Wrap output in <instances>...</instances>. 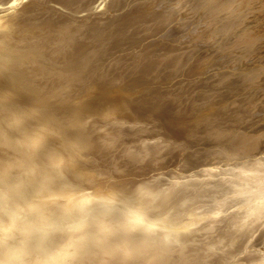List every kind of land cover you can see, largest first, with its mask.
<instances>
[{"label": "rangeland", "instance_id": "1", "mask_svg": "<svg viewBox=\"0 0 264 264\" xmlns=\"http://www.w3.org/2000/svg\"><path fill=\"white\" fill-rule=\"evenodd\" d=\"M73 1H75V0H0V14L3 15V16L0 15V18H1L0 21H1V24H3L2 28H1L2 30H0L1 31L0 32V34H1V36H0L1 40L0 41L3 40L2 41L3 43H1V44L6 46L5 48H7L9 50H12V51H14L16 53L22 54V57L18 58V61L16 59L17 64H16V61H14L15 63L14 62H10L11 64L9 63V65L11 67H13V70L15 69L16 72L14 71V73H16V77L18 79H21V82H23V84L26 87V88L22 89L20 87V85H16L13 88V94L10 95L8 93L9 92L8 90H7V93H6L5 86H3L0 83V93H1L0 94V100L3 99L6 102H9L8 104H3L4 106L0 105L2 107V108L0 107V110H1L0 111V116L2 117V118L0 117V131L3 132L2 131L3 129L8 130L9 134L12 135V136L9 137L10 139H6L5 140L6 142L9 141V143L8 142L6 143L4 140L0 139V147L4 148V147L7 146L6 147L7 150H10V149L14 150V151L10 150L11 152H13V154H10L8 156H7V154H9L10 152L6 153V151H3L4 153L3 152L0 153V165H1L0 166V171L2 172V174L0 172V177L2 178V183H1L2 185L0 184V188H1L0 189V196H1V194H3V195L5 194L6 195L9 192L7 194V195H9V200H8L9 203L6 204V202H4L5 200H3L2 198L0 199V202L2 200V202H1L2 204L0 203V226H1L0 227V229H1L0 232L1 231L3 232V229H2L3 227H4V231L7 229V228H5L6 227L5 225L8 223L9 220H11L13 218L12 215H14L15 211H17L19 213V214H17V212H16V215H17L18 219H17V221H15V223L17 222L16 223L17 226L18 227L20 226V228H17V227L16 228H11L16 233V235H13L14 237L13 236H9V237H7L8 239L2 240L3 242L0 241V259H1V256L3 255L4 252H8L9 250L11 251L15 247V249L12 250V251L14 253H16L17 255L15 254L11 261H14V258L16 259V257L18 256L17 258H20V260H18V262L21 263V264H23V263L26 264L27 261H28V259L26 257L27 254H28L27 251L29 252L28 258L31 257V254H34V255L36 254L32 250L33 248H35L37 250V251L35 250L37 252L36 255H38V252H40L39 250L41 248L44 249L45 252L48 250L47 253L54 252V251H55L54 253H56V251L58 252V250L59 249L61 250V248H62V245H60V244H63L64 242L68 241V240L65 239V237H64L65 235L64 236H57V233H58L57 231L59 229L57 227V224L55 223L56 220H57V217L55 215L54 216L53 215H48V213L46 214V212L44 210L38 211L39 210V207H38L39 204L38 203L26 204L27 202L29 203V202H32L33 200L39 201V199L40 200L41 199L44 200V199H46L48 197L51 198L50 197L51 194L55 195V197L59 195L58 197L61 200H67L68 198H70V195H75L76 193L83 194L84 190H86V189L87 190L85 191V194H92V191L94 192L96 190L97 191H101L102 190L101 192H104V191H106V189H110L111 188L110 184L113 183L114 186H116V184H117L116 181H118V180L120 181L121 179H122L121 180V186L125 185L123 183L124 181H125L126 184L129 183L130 185H131V183L133 181V183L131 185L132 187L129 184L126 185V187L127 186L131 187V191H133L132 190L133 186H136L133 189H135V188L138 189L142 185L144 186L145 184H152L151 182L154 179H155V181L157 179V182L160 183V184L162 183L163 187L164 186L166 187V183H168L169 180L172 181V185H170L171 182H169V185L171 187L174 186V189L172 190V193L177 188H181L182 190L184 189V191H182L184 193L185 192V188L184 187L186 186V188H187V185H189L191 183L192 187H191V185H189L188 186L189 189H187V190L190 191V187H191V191L192 192L191 191L188 192L186 190L188 193L185 192L183 194V193H181V189L180 190L178 189L180 192L178 190L177 191L180 194H178L177 191H175L176 192L175 194H178V195H175V197H169V199H167V202H166L167 205L165 204L166 205L165 207H166L167 213H169V218H172L173 215H174L173 217H175L176 213L183 214L186 211L191 212V210H192V212L193 211L197 212L196 210L198 208L200 210V206H201V208L204 207V206L207 207L206 211H205V208H204V210H202V209L200 210L201 212L203 211V213H201L199 210H198L199 213H196V214H198L199 218L200 217L202 218V220L200 218V222H198V219H199L198 218L197 221H195L196 223L197 222L198 223L197 224L194 223L195 225L192 224L191 227H190L191 229H192V227L196 228L195 232H193L194 231L193 229H192L193 231H191L195 235H193L192 233L188 234L190 232V230H191L190 229L188 231H185L184 234H182L184 236L181 235L180 237H182V238L179 237L180 238V239L178 238L179 240L178 239H176L177 241L175 239L174 240H170L171 242H173V241L177 242V243L174 242V243H171V244L168 243V242H166V243L163 242L160 239L161 236L160 237L158 235L153 236L152 237L153 239H150V240L147 239L146 243L140 245L141 249H143L141 251L142 252L141 256H140L139 252H135L134 253L132 251H129L125 256H123L125 258V261H126L123 264H196V263L197 264H225V263L226 264H233V263L234 264H248L252 260H253L252 262H256L257 259H259L260 257H263L264 256V238H260V235H261V232H264V224L262 223L263 225L260 224L259 226H257V228L260 227V229H261V231H259V232H258V230H260V229L259 228L257 229L256 225H255L257 222H262L264 220L263 218H260V219H258L256 221H254L255 224L252 221H247V222H245V225H247V223H248V225H247L248 228L247 227L246 228L245 227L242 228V226H244V224H243L241 226L242 229L240 227H238V230H237V228H235L234 230L230 229L229 224L226 225V221L231 218L230 216L227 215L228 213H235L236 212L235 214L239 213L238 215L243 214L241 212V207H242L241 204L245 201L244 200V196H246V195L249 196V195H251V194H253L255 192L254 191V187L252 186V187H250L251 191H244L242 193H237L236 197H233V196L229 197L232 194L229 195L228 193H229V191L232 188H234L236 186V181H237V183L240 184V183H244L245 181H248V180H258L259 177H264V36L262 35V34H264L263 30H262L264 28V25H263L264 24V12H263L264 11V8H263L264 7V5H263L264 1H262V0H255V1L254 0H248L247 1L246 0V3L250 5V7H248V5L244 4L245 0H228L229 1L228 4H227L226 0H217V1H221L222 3L221 2H217L216 0H212V1L210 0V2H209V0H205V1L204 0H192L194 4L189 6V8L196 9L199 5L201 6L202 4L204 6L206 5L207 6V7L205 6L206 8H209V7H211L212 4H214V5H212V7H213L212 9L215 10V11H212V10H210V11H212V13L214 12L216 14H212L211 17H213V18L208 17V18H206V20L203 19L202 22H201V20H202L201 17H199V18L197 17V18H195V20L198 19L200 21L197 20V21L194 22V19L192 17L191 18L189 17V19H187L188 18L187 15L188 16H193V15H191L193 12H189L188 11L189 8L185 7V8L182 9V11H178V15H177V12L174 13V15L176 16L177 20L174 19L175 16L172 15L174 17L168 18L165 21V23L164 22L163 23L160 22L159 19H162L161 18L162 14H164L167 11H169L170 8H172L174 5H176L178 3V0H173V1H170V0H121L120 1L119 0L117 2V4L111 5L110 6L111 8L109 7L110 9H108L107 5H104L107 8L106 9L105 7L103 8V6L102 7L101 6L97 7L96 4L93 5V8H92V4H93L92 1L93 0H80L78 2V6H77L78 8L77 9L76 8L73 9L74 12H72L73 11V10H71L72 8H66L65 6H69L68 5V4H70L69 2H73ZM94 1H96V0H94ZM99 1L100 0L97 1L98 2L97 4H99ZM107 1H110V0H107ZM237 1H239V2H241V1L243 2L244 1V2L243 3L242 2L241 3H236ZM252 1H253V4H251ZM256 1L258 2V5H257ZM90 2H92V3H90ZM205 2H207L208 4H205ZM209 3H212V4H209ZM215 3H217L220 7L218 5H216ZM223 3H225L227 6L225 4L222 5ZM83 4H84V6H83ZM197 4H198V6H197ZM232 4L235 5V6H233L234 8L231 7ZM242 4L245 6V8H244V6L243 7L239 6V5H242ZM221 5H222V7H221ZM251 5H253V6L255 5L254 9H253V6H251ZM112 6H114V7H112ZM256 6H258L256 9L259 8L258 11L255 9ZM80 7H82L81 9H83V7H84L85 8V9H83L84 11L82 10V12H80L81 11ZM86 7L87 8L91 7L92 8V9L90 8L91 11H93V9H94V11L93 12L87 11ZM205 7H203V8H205ZM214 7L216 9H214ZM225 7H228L229 10L224 11V12H220V9L221 8L223 9ZM235 7H237V9ZM112 8H115V9H112ZM165 8H167V9L165 10ZM249 8H251V9L248 10ZM98 9H99V11H98ZM100 9H102V10H100ZM160 9H162L163 11L162 10L160 11ZM218 9H219V13H218ZM246 9H247V11H246ZM4 10H9V11L8 12L6 11L7 12L6 13V12H4ZM75 10H77V11L75 12ZM158 10L160 11V13H159ZM238 10H240V12H238ZM259 10H261V11H259ZM11 11H14V12L11 13ZM100 11H102V12L104 11V12L101 13ZM251 11H253L252 12V16H251ZM9 12H10V14H12V16H17V17L19 16L20 17V19L17 20L18 24L15 21L16 19H18L17 17L14 18V21L11 22V20H13V18L9 14ZM108 12H110V13H108ZM157 12L159 14H161V16L159 14H156ZM227 12H229L230 15H228ZM236 12H237V14H236ZM248 12H250V13H248ZM255 13H257V14H255ZM7 14H9V15H7ZM239 14H241L242 16L239 15ZM243 14H244V16H243ZM247 14H248V16H246ZM5 15H7L6 18H8L7 19L8 21L4 20V19H6L4 17ZM119 15H120V17H119ZM219 15H222V16H219ZM8 16L11 17V18H9ZM230 16H231V18H230ZM3 17H4V19H3ZM114 17L116 18V20H115ZM121 17H123V18H121ZM156 17L159 18V19H156ZM218 17H223V18H220V20L216 19ZM243 17H245V18H243ZM67 18H69V19H67ZM71 18H73V20ZM109 18H111V19H109ZM258 18L262 19V20H259L260 21L259 22ZM118 19H119L120 22L118 21V23H116ZM169 19H170V22L168 21ZM209 19H210V23L211 24H209ZM213 19L216 20L217 23L219 21V23L217 24ZM81 20L84 21L85 23L84 22L80 23ZM108 20H110V22H108ZM150 20H152V21L154 20V22H152ZM5 21H6V24H7V28H6V24L4 26ZM18 21H20V22H18ZM60 21H62V23H60ZM74 21L76 23H78L80 25L82 24V25L80 26V25L74 24ZM182 21L184 22V24H183ZM211 21H213V22H211ZM7 22H9L10 25ZM13 22L15 24H17L18 26L15 25V24L11 25V23H13ZM40 22L41 23L44 22V25L40 24ZM64 22H65V25H63ZM198 22H200L202 24V26L203 25L204 26L201 27L200 23H198ZM220 22H221V25H220ZM224 22H226V23H224ZM22 23H23V25H21ZM35 23L37 24L36 26H39V27H35L34 26ZM90 23L93 24L94 25L93 27H95V28H93ZM94 23L95 24L97 23L96 24L97 26H95ZM110 23H111V26H109ZM142 23H143V26H149L150 23H151V25L153 24L151 27H153L155 25L153 27V29L155 31L151 27L149 29H147L148 31L147 30L139 31L138 29H135L138 26H140ZM154 23H156L157 25L154 24ZM168 23H170V24H168ZM213 23H214L215 26L213 25ZM253 23H255V24H253ZM19 24H20L21 27L19 26ZM84 24H86V25L90 24V27H92V28H90L88 25H87L88 28H86V25L84 27ZM206 24L209 25V26H207ZM225 24H228V25H226L227 28L225 27ZM257 24H259V25H257ZM260 24H262V26ZM127 25H128V27H127ZM180 25H181V27H180ZM3 26L7 29L8 33L5 31L6 29ZM9 26L10 27L13 26V27L8 28ZM14 26H16L17 29H15ZM67 26H69V27H67ZM77 26L80 29H78ZM82 26L85 28L84 31H83L84 28H82ZM194 26L196 28L197 27L198 28L196 29ZM206 26L209 27V28H207ZM218 26H220V27L218 28ZM221 26H224L226 30L223 31L224 27L221 28ZM255 26H257V27L259 26V28H258V31H257L256 30L257 27H256V29H254L255 30V32H254L252 30H253V28H255ZM25 27L28 28L29 30L25 29V33H24L23 29ZM30 27H31V29H30ZM40 27H42V28H40ZM204 27H205V29H204ZM20 28H21V30H20ZM57 28H60V29H57ZM89 28L92 30V31L89 30L91 32L94 31V33H96L95 31H97L98 35L94 34V33L92 34L91 32H89L88 31ZM167 28H168V30H167ZM9 29H10V32H9ZM56 29L58 31L60 30L61 33L58 32ZM61 29H64L65 32H67V31L68 32L65 33L62 30L64 32L63 33L61 31ZM76 29H78V30H76ZM150 29H152V30H150ZM176 29L177 30L179 29V30L177 31ZM198 29H201V31H199ZM33 30L37 31V32H35V35H34V31ZM86 30H87V32H86ZM106 30H108V31L111 30V31H109V32L107 31L106 32ZM112 30L115 32L114 34H110L112 32ZM203 30L205 32H203ZM15 31H16V33L18 31L19 32L22 31L21 34H23V35H19L20 34L19 32L17 34H14ZM78 31H80L81 36L79 35ZM193 31L194 32L196 31V33L198 31L200 34L202 32L203 34H201L202 36L196 37V38H194L192 40V35L191 34L193 33ZM31 32H32V34H31ZM39 32L41 33L40 35L38 34ZM76 32H78V33H76ZM84 32H86V33H84ZM99 32H101V33L99 34ZM5 33L8 34L9 37L6 35L8 38L5 36ZM12 33H13V35H11ZM55 33H57L59 35H57ZM62 33H63V35H62ZM70 33H73V35H76L77 38H74L75 36H73ZM87 33L89 34V37L91 36L92 38L91 37L89 38L87 36L88 35ZM108 33H109L110 36L107 35ZM247 33H249V34H247ZM25 34H26L27 38H25V36H24ZM36 34H37V36H36ZM65 34H67L66 36L69 39L65 38ZM85 34H87V35H85ZM121 34H122V36H121ZM187 34L189 36H187ZM257 34H258L259 37L257 36ZM260 34H261V36L263 38H260L261 37ZM10 35L12 36V38H13V36H16L14 38H15V42L17 43L18 46L13 41L14 39H12ZM50 35H52V36L54 35V36H57V37L60 36V38L55 37L56 41L58 40L56 42L55 38L53 39L54 36L51 37ZM95 35H97L98 38L97 37L94 38ZM253 35H255L257 37H255V36L252 37ZM49 36L51 37L50 38L51 40L48 38ZM61 36L64 37V38H62ZM71 36H73V38H71ZM111 36H112V38H111ZM178 36L179 37L181 36V37L179 38ZM4 37L7 38L10 42H7L8 40H6ZM84 37H85V39H84ZM41 38H43L44 40L41 39ZM188 38H189V40H188ZM40 39H41V41L43 40L44 42H41ZM45 39H46V41H45ZM52 39L54 40V42H53ZM70 39L72 41L76 42L75 44H77V45L79 44L81 47L79 45H78L79 47L77 45H75L74 42H72ZM86 39H87V41H86ZM17 40H20V41L18 42ZM22 40L25 42L26 45L23 43ZM63 40H64V42H63ZM78 40H79V42H78ZM110 40H112L113 42L110 41ZM59 41L61 43L60 46L61 47L63 46V49H61V47L58 46V42ZM67 41L68 42L70 41V42L68 43ZM82 41L85 42V43H83ZM107 41H109V43ZM262 41H263V43H262ZM39 42H41L42 44L39 45ZM62 42L63 43L67 42L66 44L69 45L68 46L69 48H67V45L65 47V44H63ZM110 42L112 43L111 45H110ZM43 43L44 44L46 43L47 45L46 44L43 45ZM187 43L189 44L188 46H187ZM220 43H222V44L224 43V45L221 44V46H220ZM13 44H15V47L13 46ZM84 44H88V45H84ZM96 44L98 45V47H97ZM99 44H100V46H99ZM41 45L45 46V47L42 48ZM195 45L198 48H196ZM7 46H9V47H7ZM53 46H56L55 47L56 49ZM70 46L72 48H70ZM76 46L79 49H76L77 48ZM101 46H103L104 48L106 46L105 49L107 51L104 50V48L101 47ZM189 46L190 47L193 46L197 50L199 48L200 49L202 48L201 49L202 51H200V49H199L198 52H197L196 49H192V48L189 49ZM179 47H182V48H179ZM220 47H222V48L220 49ZM17 48H18V50H17ZM21 48H23V49H21ZM93 48L96 49V50H93ZM98 48L99 49L102 48V50L100 51ZM216 48H218V49H216ZM67 49L68 50L70 49L69 50L70 52L68 51L69 53L66 52ZM172 49H173V51H172ZM186 49H188V50H186ZM191 49H192V51H191ZM61 50H62L63 53H61ZM220 50H221V52H220ZM46 51H48L50 54L47 53ZM103 51H105L106 53L103 52ZM165 51L166 52L168 51L166 54H168L169 57L164 53ZM170 51H172V52H170ZM181 51H182V55H183V51H184V55L183 56L181 55ZM187 51H188V54H186ZM81 52L83 54H81ZM97 52H100L101 56ZM191 52H193V54ZM203 52H208L210 54H213L214 58H212L210 60V63L209 62L204 63V65L202 66L203 68H202L200 63L202 62L203 55H201V54ZM140 53H141V56H140ZM161 53H164L167 57L166 56L164 57V55L163 56L160 55ZM34 54H35V56H34ZM94 54H98L99 58H98L97 55L95 57ZM232 54H233V56H232ZM241 54H242V56H241ZM78 55H81V56H78ZM90 55H92V56H90ZM102 55H104V56L106 55L108 59L106 58L107 59L106 60L105 59L106 56L103 57ZM142 55H144L145 57L142 56ZM177 55H178V57H176ZM191 55L193 56V57H191L192 60L190 58ZM133 56H134V58H133ZM158 56H160L161 58L158 57ZM70 57L73 60L72 62L74 64L71 63ZM148 57L150 59H148ZM170 57H172V58L170 59ZM187 57H188V59L190 61L194 60V63H195V61H197L196 62L197 64L196 63L195 64L197 65V67H198V64H199V70H198V68H196L194 63H192L190 61L188 62ZM198 57L199 58L202 57L201 60H200L201 62H199ZM54 58H56V59H54ZM94 58H96V59H94ZM179 58H181V59H179ZM182 58H184V59H182ZM196 58H197V60H195ZM25 59H27L28 61L25 60ZM58 59H59V61H58ZM78 59H79V61L82 60L81 64L78 61ZM140 59H141V61L143 60L145 63L144 62H139ZM172 59H173V61H170ZM177 59H179L178 60L179 63H180L179 65L177 63ZM21 60H22V65L19 64V63H21L20 62ZM60 60H62L63 62L60 61ZM184 60H185L186 64L183 63ZM186 60H187V62H186ZM34 61H36L35 62L36 65L34 64ZM76 61H77V63H76ZM97 61H98V63H97ZM101 61H103V62H101ZM147 61H150V63L149 62L147 63ZM165 61H166V63L163 64V62H165ZM45 62L48 63L47 64L48 66L46 65ZM53 62H54L55 67H57L58 69L53 67L54 65L52 66ZM181 62H182V64H181ZM146 63H147V65H146ZM151 63H152V65L154 67L152 65H150ZM208 63L211 64L212 66L208 65ZM59 64H61V65H59ZM64 64H65V66H64ZM100 64H101V66H100ZM167 64H168V66H167ZM174 64H177L179 67L175 65V67L173 68ZM14 65H15V67L18 66L19 68H15ZM25 65H27V67L29 66L30 68L29 67L26 68ZM66 65H67V67H66ZM68 65H70V66H68ZM79 65H80V67H79ZM73 66H74V68H76L78 66V68L74 69ZM145 66H147L148 68H146ZM151 66L153 67V69H152ZM165 66H167V67H165ZM51 67L53 68V70H52ZM71 67L73 68L72 70L74 71L75 74L70 69H69L70 71L67 69V68H71ZM62 68H64V69L66 68L65 69L66 72ZM26 69H28V70H26ZM102 69H103V71H102ZM148 70H149V72H148ZM19 71L22 73L23 79L25 78L24 80L22 79V77L20 75L21 73ZM81 71H82V73L84 75L81 73ZM134 71L137 74H135ZM54 72H56V73H54ZM125 72H126V74H125ZM223 72H224L225 75L223 74ZM226 72H227V74H226ZM231 72H232V74H231ZM60 73H62V74H60ZM65 73H69V75L65 74ZM104 74H106V75H104ZM222 74L224 75V77H223ZM56 75H57V77H56ZM59 75H60V78H58ZM67 75H68L69 78H66ZM106 76H108V77H106ZM221 76L223 77V79H222ZM47 77L48 78L51 77V78H49L51 80H49ZM242 77H243V79H242ZM103 78H104V80H103ZM26 79L30 80L28 85H26L27 82H28ZM60 79L62 80L61 82H60ZM76 79H77V81H76ZM79 79H80V81H79ZM136 79H138V80H136ZM218 79L221 80V81H219ZM41 80H43L44 82L42 81V83H41ZM48 80H49L51 85L48 84L49 83ZM52 80H53V82H52ZM64 80H65V82H64ZM81 80H83V82ZM130 80H132V81H130ZM24 81L25 82L27 81L26 84H25ZM54 81H55V83H54ZM206 81H209V83L207 82L208 84H206L205 83ZM213 81H214V85H213ZM237 81L238 82L240 81L239 82L240 84ZM0 82H2V81H0ZM78 82H80L81 85ZM229 82H232V84H230ZM233 82H235V83L233 84ZM36 83H37V86H36ZM39 83H41V84H39ZM57 83L58 84L60 83V85H58ZM68 83H69V85H67ZM228 83L230 84V86L228 85ZM236 83H238L239 85L238 84L235 85ZM71 84H73L72 87H74V88L71 87L72 89L70 88ZM39 85H41L42 88ZM66 85L69 86V87H67ZM29 86H30V89H29ZM58 86L61 89V90L59 89V92L56 91V90H58L57 89ZM65 86L67 87V89H66ZM178 86H180V87H178ZM47 87H48V89L46 90ZM183 87H185V88H183ZM211 87H213V88H211ZM228 87H231V89L229 88L230 91L229 90L225 91V90L228 89ZM84 88H85V90H83ZM101 88H103V89H101ZM109 88L113 89V90L109 91L110 90ZM200 88H202V89H200ZM205 88L207 89V92H206ZM40 89L41 90L43 89L45 91H43V90L41 91ZM69 89H71V92H70ZM114 89L117 90V91H115ZM197 89H199V90L195 91ZM203 89H205V90H203ZM37 90H39V92ZM97 90H99V91H97ZM185 90L187 92H185ZM167 91H168V93H167ZM188 91H189V93H191V95L188 93ZM3 92H4V95H3ZM83 92H84V94H83ZM105 92H107V93L105 94ZM200 92L202 94H203V92H205V93L202 95ZM78 93L79 94L80 93L83 94V96H85V97H83V96L80 97ZM181 93H182V95H181ZM186 93H188L189 95L186 94ZM101 94H104V95H101ZM162 94H164V95H162ZM168 94L170 95V97H168L169 96ZM193 94L195 95V97H194ZM198 94H201V95H198ZM111 95H112V97H111ZM113 96H115V97H113ZM118 96H119V98L117 99ZM121 96L123 98L125 97L124 98L125 102H124V100H123V98ZM175 96H176V98H175ZM76 97H78V98L76 99ZM108 97L109 98H113L114 100L113 99H109ZM120 97H121V99H120ZM162 97L163 98L165 97V98L162 99ZM177 97H179L180 99L177 98ZM188 97H189V99H188ZM38 98H42L43 99V103H44L43 105L44 106L41 108V110H33L32 107H36L35 106V100H37ZM84 98L85 99L87 98V100H85ZM83 99L86 102V104H85V102L82 101ZM192 99H194V101ZM196 99H198V100H196ZM78 100H80V101H78ZM88 100H90L92 102H90V101L88 102ZM108 100H110V102ZM169 100H171V101H169ZM175 100H176V102H175ZM72 101H73L74 104L72 103ZM74 101H77L78 103L77 102L75 103ZM94 101H96L95 103H97V102L99 103V106L97 105L98 103L96 104V106H98V107L95 106ZM115 101L121 103L122 106L124 107L123 111H125V112H123V114H122V111L119 112L120 115H122V116H120L118 114L115 115V116L114 115L111 116V114L115 113L114 110H113V103H115ZM210 102H212L213 104L211 105ZM89 103L91 104V106L94 105V107H96V108H94L93 106H92L93 108L91 107L92 108V113L90 111L91 109H90V106H89L90 104ZM107 103L110 104V105H108ZM177 103H178V105H177ZM100 104L102 106H100ZM125 104H127V106H125ZM11 105L12 106L14 105V106L11 107ZM174 105L177 108L179 107V109H177ZM84 106L86 108H84ZM138 106H140L141 108L140 107L138 108ZM44 107H47V110ZM51 107H52V109H51ZM53 107H55V109ZM81 107H82V109H81ZM13 108H15V109L13 110ZM48 108H50L51 110H53V109L54 110L51 111ZM206 108H208V109H206ZM209 108H211V109L209 110ZM7 109H9V111ZM16 109L17 110H19V109H21V110L29 109V111L27 110V113H25L23 115L21 113V111L19 110L18 112H20V113L18 115L17 114L18 112H16ZM43 109H44V111L42 112ZM64 109H68V110H65V112H64ZM72 109L74 110L73 112H72ZM57 110L59 111V113H58ZM46 111H49V112H46ZM215 111H216V113H215ZM9 112H10L11 115L9 114ZM12 112H14L15 114L12 113ZM33 112H36V113H33ZM51 112H52V114H51ZM54 112L57 113V114H55ZM105 112H107V113H105ZM134 112H136V113H134ZM63 113H65V115ZM76 113H77L78 116L76 115ZM137 113H139V116H138ZM16 114L18 116H21V115L22 116L18 118V116ZM35 114H37V115L35 116ZM42 114H44V116ZM62 114L65 117H63ZM71 114L74 115V117ZM103 114H104V117H103ZM136 114H137L138 117L135 116ZM152 114L155 117H153ZM163 114L167 118H165ZM169 114L172 115V116L174 115V116L172 117ZM45 115H48V116H45ZM51 115H52V117H51ZM54 115L55 116L57 115V116L54 117ZM60 115H61V117H59ZM67 115H68V117H67ZM81 115H82L83 119L81 118ZM105 115H106V117H105ZM4 116H5V119H4ZM70 116H72V117H70ZM158 116H159L160 119L158 118ZM22 117L23 118L25 117V118L23 119ZM49 117H51V118H49ZM62 117L65 118L66 120L63 119ZM93 117L94 118L96 117L97 119L96 118L94 119ZM112 117H113V120H111ZM168 117L170 119L172 118L171 122L169 121L170 119H168ZM60 118L62 119L61 121H59ZM78 118L82 119V120H78ZM90 118H91V121H89ZM157 118L159 120L162 119L163 121L166 120L168 122L166 124L165 121L164 122L162 120L158 121ZM2 119H3V121H2ZM42 119L44 121H46V122H44ZM86 119H87V123L85 122ZM92 119L95 120V124L97 123L96 126H95L94 121ZM98 119L100 120L99 122H97ZM120 119H122V120H120ZM8 120H9V122H8ZM38 120H39V122H38ZM50 120H51V122H49ZM56 120H57V122H56ZM64 120L66 122H69L70 124L66 123V122H63L62 123L63 126H62L61 122L64 121ZM72 120H74V121H72ZM103 120H105V121L108 120V121H106V123H107L106 125L108 127L104 126L105 123L101 124L103 122ZM117 120H119V121H117ZM156 120H157V122H156ZM80 122H82L81 123L82 125L80 124ZM90 122H92V125H91ZM5 123H9V125L5 124ZM17 123H18V125L16 127ZM48 123H50V124H48ZM170 123H173V125L176 126V127L174 128V126L173 125L171 126ZM13 124L15 125L16 128L14 127ZM27 124H28V126H27ZM31 124H33V125H31ZM154 124L157 125V127L154 126ZM182 124L184 126H182ZM40 125H43V126H40ZM74 125H75V127H74ZM93 125L96 128L98 127V129L95 128L96 131H97V135L94 134L95 133L94 132L95 129H94ZM179 125L182 126V127H180ZM189 125L190 126L192 125L194 127H190ZM65 126H67V127H65ZM69 126L74 127V128H71L72 132L67 130V128ZM88 126H89V129H92L93 131H91V130L89 131V129H86V128H88ZM100 126H102V128ZM177 126H179V127H177ZM1 127L2 128L4 127V128L2 129ZM10 127H11V129H10ZM23 127H25V128H23ZM109 127H111V128H109ZM162 127L164 129L166 128L165 131L163 130ZM170 127H172L171 128L172 130L170 129ZM183 127L185 128L184 130H183ZM81 128H82V130H81ZM100 128L103 129L104 131L102 130L103 131L102 132L100 130ZM104 128H106V130ZM142 128H144L145 131ZM150 128H152V129L150 130ZM189 128H191V130H189ZM9 129L12 130V131L10 132ZM19 129H20V131H19ZM84 129L86 130V132H85ZM173 129H174L175 133L173 132ZM187 129L189 131H187ZM192 129H193V131H192ZM78 130H80V131L78 132ZM109 130H110V132H109ZM64 131H66V132H64ZM81 131H83L84 134ZM99 131H101V132H99ZM111 131L113 133H111ZM146 131H147V133H146ZM162 131H164L165 133H163ZM176 131L179 132V133L177 134ZM44 132L48 133V135L47 134L44 135L43 134ZM87 132H89L90 134L87 133ZM91 132H92V135H91ZM98 132H99V134H98ZM155 132L158 134V137L161 138V140L155 135L156 134ZM166 132H168L169 134L166 133ZM186 132H187V136H189L191 134L188 138L185 135ZM72 133H73V135H72ZM105 133H107V135ZM108 133L109 134L111 133L110 136L113 137V138L109 137ZM162 133H163V135H162ZM14 134H16V135H14ZM26 134H27V136H26ZM75 134H77V136ZM93 134L95 135L96 139H97V137H100V135L101 136L104 135L103 136L104 138L103 137H102L103 139L102 138H98L101 141V142H99L98 139H97L98 140L97 141L95 139V137L94 138L92 137ZM23 135H25V136H23ZM40 135L45 136V138H46L45 141L43 143L35 146V148L32 151L29 150L28 148L31 146L30 145L31 144V139L34 138V137H41ZM66 135H67V137L70 138V139L68 138L69 140H67ZM144 135H146L147 137L149 136V137L147 138ZM173 135H174V137H173ZM105 136L110 138V140L108 138H106ZM119 136H121L122 138L119 137ZM160 136H163V137H160ZM167 136H169V138ZM175 136H176V138H175ZM51 137H52V139H51ZM144 137H146V138H144ZM171 138H172L173 141H171ZM177 138H179L180 140H178ZM19 139L22 140L23 142L20 141ZM59 139H61V141H59ZM73 139H75L74 141L76 143L73 142ZM150 139H151V141H150ZM154 139H155V142H152V141H154ZM164 139L166 140V143L164 142L165 141ZM13 140H15V141H13ZM25 141L27 143L24 144ZM125 141H126V143H125ZM102 142H104V143H102ZM176 142L177 143L180 142V143L177 144ZM80 143H82V144H80ZM8 144L11 147L12 146L13 147L12 148L9 147ZM26 144H28V145H26ZM62 144H65L66 146H64ZM122 144H125L126 146L122 145ZM165 144H166V146H165ZM22 145H24V147H21ZM167 145H169L170 147H168ZM88 146H89V148H88ZM16 147H19V148H16ZM65 147H68V148H65ZM126 147H128V148H126ZM171 147H173V148H171ZM73 148L75 150H72ZM166 148H167V150H166ZM46 149L50 150V151H47ZM35 150H37V151L34 152ZM53 150H54V152H52ZM61 150H62V153H63L64 157H65V153H66L67 154L66 157L68 156L70 158V164H67V165L64 164L61 167L62 171L65 173L64 178L59 179V182L57 181L56 183H48L47 187H49V188L46 189L47 187H44V186H46V184H44V185L42 184V181H40L41 180L40 177L36 173H34V171H33L34 169H33L32 166L34 165V167L36 168L37 166H40L39 164L42 165L43 163H45L44 158L47 159V157H51L55 153L56 154L59 153ZM77 150H78L79 153L82 152L83 155H82V153L81 154L76 153ZM89 150H90V152H89ZM157 150H160V151H157ZM85 151H86V154H84ZM109 151H111V152H109ZM171 151H172V153H171ZM20 152H21V155H23L22 153H24V155L27 156V158L25 160H24L25 156L22 158V157H20L21 155L20 156H15L14 155V154L17 155ZM45 152H46V154H45ZM51 152H52V154H51ZM69 152H71V153H69ZM196 152L199 153V155ZM2 153L5 154V155H3ZM38 153H39V155H38ZM163 153H165V154H163ZM87 154H88V156H87ZM201 154H202V156L203 155L204 156L202 157ZM79 155H81L82 157L78 158ZM84 155H86V156H84ZM2 156H4V157H2ZM12 157H16V158L12 160ZM19 157L21 159H19ZM29 157H30L31 160L29 159ZM41 157H43V158H41ZM126 157H127V159H126ZM152 157H154L155 159L152 158ZM35 158L38 161H40V163L38 165H37V160ZM124 158H125V161H124ZM5 159H7V160H5ZM78 159H81V160H78ZM199 159H201V160L199 161ZM33 160H34V162H33ZM43 160H44V162H43ZM10 161H13V165H10L8 168H6L8 163H11ZM15 161H18V162L16 163ZM21 161H23V162L26 161L24 163L27 164V165L23 164V162H21ZM29 161H31L32 163L30 162V164H29ZM80 161H82V163L84 161V163L80 164ZM85 161H87V162H85ZM4 163H5V165H4ZM85 163H89L86 166L87 167L90 166V167H92V169L90 167H88L89 169L87 167L85 168ZM110 163H112V164H110ZM14 164H15V166H14ZM18 164H20V166ZM28 164L32 165V166L29 167ZM75 164L77 166L79 165V167L77 169H76L77 166ZM97 164H98V166H97ZM69 165H71V166H69ZM118 165H119V167H118ZM21 166L23 168H21ZM67 166H68V168H67ZM72 166H74V167H72ZM80 167H82V168H80ZM93 167H94V169H93ZM152 167H153V169H152ZM1 168H3V170ZM79 168H80L81 171L79 170ZM101 168H102V170H101ZM118 168H120V170ZM116 169H118V174H119V175H116V176H119L120 179H119V177H115V174L117 173V172H115ZM76 170H78L79 173H77L78 171L76 172ZM84 170L86 172H89V173L93 170L92 173H94V174L90 173L89 174L90 176H89ZM96 170L100 171L101 174H100V172L97 173ZM127 170H129V172ZM156 172H157V175H156ZM32 173H34L35 175L33 176ZM95 173H97L98 178H99L97 180H96L97 176H96ZM154 173H155L156 177L154 176V178H153ZM78 174L81 177H79ZM110 174H111V176H109ZM168 176H171V177H168ZM176 176H177V178H175ZM219 176L220 177L222 176L221 177L222 179ZM227 176L229 177V179H228ZM112 177H113V179L115 178V180H112ZM204 177H205V180H204ZM223 177H224V179H223ZM28 178L29 179L31 178L30 181L29 180L26 181V179H28ZM117 178H118V180H117ZM148 178H150L149 181L147 180ZM198 178H200V179L198 180ZM201 178L205 182L201 181ZM215 178H217V179L219 178L220 181L218 182V180L215 179ZM67 179L70 180V181H68ZM90 179H92V181H94V182H92L93 184L91 183ZM108 179L111 181V183L109 182ZM144 179H145V181H147L149 183L142 182V181H144ZM166 179H167V182L165 181ZM225 179H227V180L225 181ZM9 180L10 181L12 180L13 182L15 181V184L13 182H10ZM103 180H104V182L106 180L109 188L106 187L107 185H105L106 183H104ZM127 180H129V181H127ZM134 180H135V182H134ZM175 180H179V181L182 180L181 181L182 182V186H184V187L182 188V186H180L181 183L179 181L176 182ZM183 180H184V182H183ZM206 180L209 181L211 185H209V183ZM212 180L213 181L216 180V181H214L216 183H214ZM221 180H222V182H221ZM162 181L163 182L165 181V183L163 184ZM197 181L199 182V185L201 184V186H202V184L205 185V186L208 184L209 186L207 185L206 190H205V186L204 187L202 186V188H201V186L199 187V185L196 183ZM211 181H212V183H211ZM26 182H27V184L31 183L30 185L34 186V188L26 185ZM35 182H36V184L34 185ZM37 182H38V185H37ZM98 182H99V184L101 182L102 183L99 185V184H97ZM136 182H138V183H136ZM154 182L152 184V187H153L154 184H158L157 182H155V183ZM188 182H189V184H188ZM193 182H194V184H192ZM200 182H203V183H200ZM11 183H12L13 187L11 186ZM139 183H140V185H139ZM178 183H180L179 187H178ZM184 183L187 184V185H185ZM204 183H206V184H204ZM13 184L15 186H18V190H20V191H18L17 187H15ZM22 184H23V186H22ZM59 184L60 185L62 184V185L60 186ZM71 184H72L73 187H75L76 190L73 187H71ZM160 184L158 186H160ZM7 185L8 186L10 185V186L7 187ZM89 185H91V187ZM92 185H93L94 189L92 188ZM98 185L100 186V188L104 185L103 187H106V188L104 189L102 187L101 189H99V187H97ZM175 185H177V186H175ZM193 185H195V186L193 187ZM119 186H120V183H119ZM210 186L213 188V189H211V191L213 193H211V191H209V190L207 191V189L211 188ZM27 187H29L30 189L27 188ZM52 187H53V189H52ZM80 187H81V189H80ZM88 187H90V188H88ZM123 187H125V186H123ZM154 187H155V189H157V188L158 189L159 188L163 189L162 186L161 187H157V185L156 186L154 185ZM154 187H153V189H154ZM13 188L15 190H13ZM31 188H33V189H31ZM66 189H68V190H66ZM128 189H130V188H128ZM162 189H159V190H162ZM27 190L31 191V193L30 192L27 193L26 192ZM70 190H72V191L74 190V191L73 192H69ZM78 190H80V191H78ZM90 190H92V191L90 192ZM213 190H216V192L214 193ZM1 191L5 192V193H2ZM38 191H39V193H38ZM217 191H220V192L217 193ZM74 192H76V193H74ZM22 193L27 198L24 196L25 199H23L24 197H23ZM63 193L65 195L63 197H61L60 195L63 194ZM71 193H74V194H71ZM170 193H171V191H170ZM220 193H222V194H220ZM219 194L222 195L223 197L220 196ZM27 195H29V196H27ZM180 195H182V196L184 195L183 198ZM217 195H219L220 198H218L219 196H217ZM216 196H217V198H216ZM16 197H18V198H16ZM42 197H44V199ZM58 197H56V200H59ZM227 197H229L231 199L228 201L227 199H229V198H227ZM91 198H94V197L92 196ZM224 198H227L226 199L227 201L224 200V203L222 201V204L226 205V203H228L230 206L233 204V206L232 207L229 206V208H228V205H226V206L224 205V207H227V209L225 208V210H222V212L220 211V213H219L220 217L218 218L217 216H219V215L215 214V212H216L215 210H216L217 206H220L221 204H217V203L220 200H223ZM239 198H240V200L243 199L244 201L242 200L243 202H241L239 200ZM27 199H29V200H27ZM232 199H235V201H233V203H229L230 201L232 202ZM135 200H137V199H135ZM225 201H226V203H225ZM14 202L18 203L17 207H15L16 204ZM140 202L141 201H139V203ZM220 203H221V201H220ZM13 204H15V205H13ZM203 204H206V205L203 206ZM12 205H13V207H12ZM35 205H37V206H35ZM7 206L9 207L8 210H6L8 208ZM19 206H20V208H19ZM26 206H27L28 209L26 208ZM1 207H2V209H1ZM21 208H22V211H21ZM23 208L27 212H25ZM33 208H34V212H33ZM53 208L56 209L55 206H53ZM146 209H148V211L145 210L146 213L151 212L150 208H146ZM5 211H8V212H5ZM12 211H14V212H12ZM20 211H21V213H20ZM30 211H31V213H30ZM178 211H181V212L184 211V212L180 213ZM35 212H36V214H35ZM205 212H206V214H205ZM170 213H172V214H170ZM173 213H175V214H173ZM200 213H201V215H200ZM148 214H150V213H148ZM204 214H205V216H202ZM214 214L216 215L217 218H215ZM19 215H22L21 217L24 220L26 218L27 221L26 220L24 221ZM170 215H172V216H170ZM4 216H5V218H3ZM26 216H28V217H26ZM210 216H212V217H210ZM249 216H250V218L253 217L252 214H250ZM54 217H56V218H54ZM184 217H186V216H184ZM31 218L33 219V221L29 222L30 220H32ZM87 218H88V216H87ZM90 218H93V216L89 215V219ZM204 218H206V219L204 220V223H203L201 221H203ZM221 218H223V220H225V221H223ZM217 219H218V221H217ZM252 220H255V219H252ZM3 221H4V223H3ZM41 221H43L42 224L40 223ZM51 221H52V224H53L54 227L52 226ZM219 221H221L224 224H220L221 222H219ZM23 222H24V225H22ZM37 222H39L38 223L39 226L36 224ZM48 222H50V223H48ZM250 222H252V223H250ZM34 223L36 224V227H38V228L40 227L39 228L40 231L36 230L37 228H35V226H34L35 224ZM92 223H93V221H92ZM205 223L208 226L207 225L205 226L204 225ZM1 224L2 225L5 224V225L2 227ZM28 224H29L31 230H32L31 226L34 227L35 230H32L34 232L30 231L29 226H27ZM46 225H48V226H46ZM67 225H69V224H67V223L63 224V228H64V226L66 227ZM92 225H90L89 227H91ZM98 225L95 224L94 227L95 226L97 227ZM221 225H223L227 229L224 228V227L221 228ZM250 225H251V230H250ZM24 226L25 227L27 226L28 230L26 228H24ZM252 226L257 230V232H256V230L254 228H252ZM44 227H48L49 228V229L47 228L48 229L47 240H45L43 242V244H42L43 247H44V244H45V246L47 245V249H45L46 247L43 248L41 246L40 247H36V246L33 247L34 245L37 244V242H39V236L37 238L36 234L40 235L41 229L44 228ZM23 228L25 230H23ZM54 228H56V230ZM11 229H10V232H8L9 230H7V232L8 233H14V232H11ZM20 229H22V230H20ZM247 229H248V232L250 231L249 234L247 232ZM221 230H223L224 232L221 231ZM235 230H236V232H235ZM25 231L29 232V234L31 232L32 233L29 236ZM153 231H152V233H155V232H156L155 234L158 233V230H156V229L153 230ZM226 231H229V232L231 231V232L230 233L229 232L226 233ZM24 232L31 239H29L28 236H26ZM197 232H199V233H197ZM233 232H235L236 234L239 233V235L237 234L238 235L237 236V235L233 234ZM242 232L244 233V235L242 234ZM22 233L24 234V236H21ZM187 234L189 236L191 235L193 237V239L191 237V240H190L189 236H188V238H189L188 239L186 237ZM224 234L226 236H224ZM229 234H232V236L229 235ZM257 234H259V237H257ZM220 235H222V236L220 237ZM116 236L118 237V235H116ZM228 236L229 237L231 236L230 238H232V237L233 238L235 237V238L232 240ZM251 236L253 237V239L251 238ZM18 237H19V241L17 240ZM20 237L21 238L23 237V239H21ZM62 237H64L63 239H65V240L61 239ZM157 237H159V238H157ZM219 237H220V239H219ZM183 238L186 239V240H183ZM240 238H242L243 242H241ZM13 239H14V241H13ZM215 239H216V242H215ZM227 239L228 240L230 239V240L228 241ZM237 239L241 243H244V244H242V245L245 246V247L243 246L244 248L240 246L241 244L238 243L239 241L237 242ZM244 239L245 240L248 239V240H246L247 243L245 242ZM20 240L21 241L23 240L26 243V246H23L25 244H23L24 242H21ZM29 240L31 241V243H30ZM52 240H54V242ZM59 240H63V242H61V241L59 242ZM225 240H227L228 242L225 241ZM180 241L184 242V243L182 244V243H180ZM233 241H235L236 244H239L240 247L238 245L234 244ZM14 242L16 244L15 246H14ZM16 242H18V243L21 242L22 245L20 246V244L18 245V243H16ZM48 242H51V243L48 244ZM150 242L154 243V244H151ZM209 242H210V244H209ZM214 242L216 244H217V242H219V244L213 246L215 244ZM223 242H224V244H223ZM225 242H227V243H225ZM2 243H4V246H3ZM159 244H161V246ZM172 244H173V247H172ZM179 244H181V246H184V247L183 248L180 247ZM221 244L224 245L225 248ZM233 244L235 246H237V247H232ZM157 245L160 246L161 249L158 248ZM166 245L170 249H168L166 247ZM169 245H171V246H169ZM17 246H18V249L19 248L20 249L19 250L17 249V251H16ZM29 246H30L32 251L30 250ZM52 246H54L53 248L55 250L52 248L53 251L52 250L50 251ZM23 247H26L27 249L28 248L29 249L28 250L26 248L23 249ZM227 247H228V249L231 248L230 249L231 252L229 250H225ZM38 248H39V250H38ZM48 248H50V249H48ZM86 248H87V250H85ZM154 248L156 250H154ZM192 248H194V249H192ZM223 248H224L225 251L223 250ZM239 248L241 249V252H240V250L237 251ZM89 249H90V247L88 245L87 246H83L81 254L85 253L86 251L88 252ZM152 249L154 250V252H153ZM173 249L175 251H173ZM188 249H190V250H188ZM199 249H200V252L202 251L201 253L199 252ZM24 250L25 251L27 250V251L25 252ZM149 250H150V253L148 252ZM158 250L161 252V254H160V252ZM194 250H196L199 253H197ZM22 251H24L25 253L22 252ZM155 251L156 252L158 251V252L156 253ZM32 252H34V253H32ZM146 252H148V253H146ZM233 252H235V253H233ZM21 253L22 254L24 253V254L22 255ZM41 253H42V250H41L40 254ZM151 253L157 259L155 257L151 256L152 255ZM221 253H223V254L225 253L224 256H223L224 260H222V258H221V256L223 255ZM116 254H122V251L118 249ZM197 254H199V255H197ZM208 254L210 255V257H209ZM146 255H148V256H146ZM160 255H161V257H160ZM21 256H23V257H21ZM144 256H146V257H144ZM112 257H113L111 259L112 262H115V261H113V260H116L115 257L114 256H112ZM142 257H144V258H142ZM148 257H150V258H148ZM158 257H160V258L158 259ZM153 258H155V259H153ZM191 258L194 259V260H192ZM251 258H253V259L250 260ZM219 259L222 260V263H221V261H219ZM152 260H154V261H152ZM247 260L249 262H247ZM200 261H203V263L200 262ZM208 261H210V262L208 263ZM218 261H219V263H218ZM226 261H228V263ZM112 262L110 264H113Z\"/></svg>", "mask_w": 264, "mask_h": 264}, {"label": "bare ground", "instance_id": "2", "mask_svg": "<svg viewBox=\"0 0 264 264\" xmlns=\"http://www.w3.org/2000/svg\"><path fill=\"white\" fill-rule=\"evenodd\" d=\"M80 0H75V1H73V2H69L70 4H68L69 6H65L66 8H72L71 10H73V9H77L78 7V2H79ZM98 0H96V1H92L93 2V4H92V8H93V5H97V7H99V6H103V8L105 7L104 5H107V7H108V9H110L111 7V5H115V4H117V2L119 1V0H110V1H107V0H100L99 1V4H97L98 2H97ZM121 1V0H120ZM170 1H173V0H170ZM205 1V0H204ZM212 1V0H211ZM217 1V0H216ZM227 1V4L229 3V1L228 0H226ZM248 1V0H247ZM255 1V0H254ZM262 1H264V0H262ZM87 2V1H86ZM92 2H90V3H92ZM175 2V1H174ZM209 2H210V0H209ZM217 2H221V1H217ZM242 2V1H241ZM241 2H239V1H237L236 3H241ZM244 2V1H243ZM242 2V3H243ZM257 2V1H256ZM261 2V1H260ZM259 2V3H260ZM122 3V2H121ZM169 3V2H168ZM177 3V2H176ZM204 3V2H203ZM222 3V2H221ZM226 3V2H225ZM225 3H223L222 5H224ZM234 3V2H233ZM250 3V2H249ZM255 3V2H254ZM85 4V3H84ZM84 4H83V6H84ZM192 4H194L193 3V1L192 0H178V3L176 4V5H174L172 8H170L169 9V11H167V12H163L164 14H162V19H159V18H157L156 17V19H159L160 20V22H164L165 23V21L168 19V18H170V17H174L175 15H174V13L175 12H177V15H178V11H182V9L183 8H189V6H191ZM205 4H208L207 2H205ZM209 4H212V3H209ZM216 5H218L217 3H215ZM244 4H246V5H248V7H250V5L249 4H247L246 3V0H245V2H244ZM251 4H253V1L251 2ZM203 5V4H202ZM198 6V4H197V8L196 9H193V8H189V12H193L191 15H193V16H188L187 15V19H189V17L191 18H193L194 19V22L195 21H197L198 19H196L195 20V18H199V17H201V22L203 21V19L204 20H206V18H208V17H211L212 16V14H216V13H212V11H215V10H213L212 8V5H214V4H212L211 5V7H209V8H206L204 5L203 6ZM222 5H221V7H222ZM226 5V4H225ZM256 5V4H255ZM254 5V6H255ZM257 5H258V2H257ZM264 5V4H263ZM90 6V5H89ZM196 6V5H195ZM219 6V5H218ZM227 6V5H226ZM233 6H235V5H231V7H233ZM239 6H244L243 4L242 5H239ZM251 6H253V5H251ZM254 6H253V9H254ZM262 6V5H261ZM88 7V6H87ZM86 7V8H87ZM110 7V8H109ZM112 7H114V6H112ZM203 7H205V8H203ZM220 7V6H219ZM224 7V6H223ZM241 7V8H242ZM258 6H256L255 7V9L257 8ZM82 7H80V12H82V10L83 9H85L84 7H83V9H81ZM91 7H89V8H87V11H91V9H90ZM95 8V7H94ZM106 8V7H105ZM161 8V7H160ZM234 8V7H233ZM236 9H237V7H235ZM240 8V9H241ZM244 8H245V6H244ZM243 8V9H244ZM262 8V7H261ZM264 8V7H263ZM262 8V9H263ZM90 9V10H89ZM107 9V8H106ZM112 9H115V8H112ZM111 9V10H112ZM158 9V8H157ZM167 8H165V10H166ZM214 9H216L215 7H214ZM242 9V10H243ZM251 8H249L248 10H250ZM259 9V8H258ZM258 9H256L257 11H258ZM261 9V10H262ZM97 10V9H96ZM100 10H102V9H100ZM151 10V9H150ZM162 9H160V11H161ZM210 10H212V11H210ZM227 10H229L228 9V7H225V8H221L220 9V12H224V11H227ZM261 10H259V11H261ZM8 12L9 10H4V12ZM77 10H75V12H76ZM84 11V10H83ZM86 11V10H85ZM93 11H94V9H93ZM93 11H91V12H93ZM98 11H99V9H98ZM154 11V10H153ZM159 11V10H158ZM160 11H159V13H160ZM163 11V10H162ZM237 11V10H236ZM246 11H247V9H246ZM245 11V12H246ZM6 12V13H7ZM12 12H14V11H11V13ZM72 12H74V10L72 11ZM101 13H103L102 11H100ZM235 12V11H234ZM238 12H240V10H238ZM244 12V13H245ZM252 12L253 11H251V16H252ZM264 12V11H263ZM108 13H110V12H108ZM158 12L156 13V14H159ZM173 13V14H172ZM182 13V12H181ZM218 13H219V9H218ZM228 13V15H230V13L229 12H227ZM243 13V12H242ZM248 13H250V12H248ZM258 13V12H257ZM257 13H255V14H257ZM4 14V13H3ZM9 14H10V12H9ZM9 14H7V15H9ZM187 14V13H186ZM221 14V13H220ZM236 14H237V12H236ZM246 14V13H245ZM0 15H2V14H0ZM7 15H5L4 17L6 18V16ZM11 16H12V14H10ZM160 16H161V14H159ZM172 15H174V16H172ZM218 15V14H217ZM239 15H241V14H239ZM3 16V15H2ZM159 16V17H160ZM219 16H222V15H219ZM235 16V15H234ZM242 16V15H241ZM243 16H244V14H243ZM246 16H248V14L246 15ZM254 16V15H253ZM261 16V15H260ZM4 17H3V19H4ZM9 17V16H8ZM17 16H12V18H13V20H11V22L12 21H14V18H16ZM118 17V16H117ZM119 17H120V15H119ZM155 17V16H154ZM178 17V16H177ZM250 17V16H249ZM9 18H11V17H9ZM18 19H16L15 21H16V23H17V20H19L20 19V17L18 16L17 17ZM112 18V17H111ZM111 18H109V19H111ZM115 18V17H114ZM113 18V19H114ZM121 18H123V17H121ZM211 18H213V17H211ZM220 18H223V17H218V18H216V19H219L220 20ZM230 18H231V16H230ZM243 18H245V17H243ZM254 18V17H253ZM260 18V17H259ZM258 18V21L259 20H262V19H259ZM1 19V18H0ZM8 18H6V19H4V20H7ZM67 19H69V18H67ZM72 20H73V18H71ZM120 19V18H119ZM119 19L117 20V22L116 23H118V21H119ZM150 19V18H149ZM155 19V20H156ZM172 19V18H171ZM174 19H176V16H175V18ZM57 20V19H56ZM115 20H116V18H115ZM121 20V19H120ZM158 20V21H159ZM177 20V19H176ZM212 20V19H211ZM214 20V19H213ZM256 20V19H255ZM8 21V20H7ZM59 21V20H58ZM82 21V20H81ZM80 21V23H83L84 21H82L81 22ZM112 21V20H111ZM150 21H152V20H150ZM169 22H170V19L168 20ZM167 21V22H168ZM174 21V20H173ZM198 21H200V20H198ZM208 21V20H207ZM206 21V22H207ZM216 23H217V21L216 20H214ZM18 22H20V21H18ZM54 22V21H53ZM79 22V21H78ZM107 22V21H106ZM108 22H110V20H108ZM107 22V23H108ZM120 22V21H119ZM139 22V21H138ZM137 22V23H138ZM141 22V21H140ZM152 22H154V20L152 21ZM151 22V23H152ZM166 22V23H167ZM183 22V21H182ZM186 22V21H185ZM193 22V21H192ZM211 22H213V21H211ZM236 22V21H235ZM234 22V23H235ZM251 22V21H250ZM260 22V21H259ZM258 22V23H259ZM8 24H9V22H7ZM33 23V22H32ZM38 23V22H37ZM60 23H62V21H60ZM85 23V22H84ZM87 23V22H86ZM89 23V22H88ZM151 23H150V25L149 26H143V23L140 25V26H138L137 28H135V29H138L139 31H144V30H147V29H149L152 25H151ZM158 23V22H157ZM161 23V24H162ZM172 23V22H171ZM181 23V22H180ZM198 23H200V22H198ZM215 23V24H216ZM218 23H219V21H218ZM217 23V24H218ZM224 23H226V22H224ZM5 24H6V21H5V23H4V26H5ZM12 24H15L14 22L13 23H11V25ZM18 24V23H17ZM17 24H15V25H17ZM40 24H43L44 25V22L43 23H41L40 22ZM67 24V23H66ZM74 24H77V25H80V24H78V23H76L75 21H74ZM73 24V25H74ZM91 24V23H90ZM90 24H87L89 27H90ZM95 24V23H94ZM97 24V23H96ZM95 24V26H97ZM129 24V23H128ZM154 24H156V23H154ZM160 24V23H159ZM168 24H170V23H168ZM177 24V23H176ZM183 24H184V22H183ZM209 24H211L210 23V19H209ZM253 24H255V23H253ZM263 24V23H262ZM262 24H260L261 26H262ZM2 25L3 24H1V21H0V30H2L1 28H2ZM10 25V24H9ZM21 25H23V23L21 24ZM37 24L35 23L34 24V26L35 27H39V26H36ZM39 25V24H38ZM42 25V26H43ZM63 25H65V22L63 23ZM70 25V24H69ZM72 25V26H73ZM82 25V24H81ZM80 25V26H81ZM85 25L86 24H84V27H85ZM86 25V28H88V26ZM145 25V24H144ZM157 25V24H156ZM163 25V24H162ZM175 25V24H174ZM182 25V24H181ZM181 25H180V27H181ZM194 25V24H193ZM199 25V24H198ZM200 25H201V27H203L202 26V24L200 23ZM207 25V24H206ZM213 25H214V23H213ZM220 25H221V22H220ZM226 25H228V24H225V27L227 28V26ZM257 25H259V24H257ZM264 25V24H263ZM3 26V27H4ZM18 26V25H17ZM19 26H20V24H19ZM25 26V25H24ZM41 26V25H40ZM91 26L93 27L94 25L93 24H91ZM109 26H111V23H110V25ZM155 26V25H154ZM153 26V27H154ZM188 26V25H187ZM207 26H209V25H207ZM206 26V27H207ZM215 26V25H214ZM11 27H13V26H11ZM10 26L8 27V28H11ZM15 27V29H17V27L16 26H14ZM21 27V26H20ZM23 27V26H22ZM33 27V26H32ZM67 27H69V26H67ZM78 27V26H77ZM83 26H82V28H84ZM92 27H90V28H92ZM123 27V26H122ZM127 27H128V25H127ZM153 27H151L152 29H153ZM183 27V26H182ZM186 27V26H185ZM190 27V26H189ZM195 27V26H194ZM200 27V28H201ZM212 27V26H211ZM217 27V26H216ZM220 26H218V28H219ZM222 27H224V26H221V28ZM225 27H224V29H223V31H225L226 29H225ZM256 27L257 26H255V28H253V30L252 31H254L255 32V30L254 29H256ZM5 28V27H4ZM6 28H7V24H6ZM5 28V29H6ZM19 28V27H18ZM40 28H42V27H40ZM88 29V31L89 30H91V29ZM93 28H95V27H93ZM103 28V27H102ZM160 28V27H159ZM169 28V27H168ZM168 28H167V30H168ZM193 28V27H192ZM196 28V27H195ZM198 28V27H197ZM196 28V29H197ZM207 28H209V27H207ZM217 28V29H218ZM220 28V29H221ZM258 28H259V26L257 27V31H258ZM25 29H28V28H24L23 30H24V33H25ZM30 29H31V27H30ZM57 29H60V28H57ZM56 29V30H57ZM71 29V28H70ZM78 29H80L79 27H78ZM78 29H76V30H78ZM97 29V28H96ZM95 29V30H96ZM152 29H150V30H152ZM204 29H205V27H204ZM230 29V28H229ZM14 30V29H13ZM20 30H21V28H20ZM29 30V29H28ZM64 31V29H61V31ZM72 30V29H71ZM85 30V28L83 29V31ZM94 30V29H93ZM149 30V31H150ZM154 30V29H153ZM166 30V31H167ZM171 30V29H170ZM177 30V29H176ZM179 30V29H178ZM177 30V31H178ZM181 30V29H180ZM186 30V29H185ZM199 31H201V29H198ZM260 30V29H259ZM263 30V33H264V28L262 29ZM261 30V31H262ZM6 32H7V29L5 30ZM31 31V30H30ZM34 31V35H35V32H37V31H35V30H33ZM32 31V32H33ZM58 31V30H57ZM62 31V32H63ZM82 31V30H81ZM92 31V30H91ZM91 31H89V32H91ZM105 31V30H104ZM103 31V32H104ZM108 30H106V32H107ZM109 31H111V30H109ZM108 31V32H109ZM148 31V30H147ZM155 31V30H154ZM158 31V30H157ZM221 31V30H220ZM251 31V30H250ZM249 31V32H250ZM256 31V32H257ZM1 32V31H0ZM9 32H10V29H9ZM19 32V31H18ZM17 32V33H18ZM22 32V31H21ZM21 32H19L20 34L19 35H23V34H21ZM27 32V31H26ZM29 32V31H28ZM32 32H31V34H32ZM46 32V31H45ZM58 32H60V30L58 31ZM57 32V33H58ZM65 32V31H64ZM63 32V33H64ZM68 32V31H67ZM67 32H65V33H67ZM79 32V35L81 36V34H80V31H78ZM78 32H76V33H78ZM86 32H87V30H86ZM86 32H84V33H86ZM96 33H94V31L93 32H91L92 34L94 33V34H97L98 35V33H97V31H95ZM151 32V31H150ZM149 32V33H150ZM182 32V31H181ZM203 32H205L204 30H203ZM3 33V32H2ZM8 33V32H7ZM7 33H5V36L7 35L8 36V34ZM16 33V31L14 32V34H17ZM43 33V32H42ZM57 33H55V34H57ZM61 33V32H60ZM63 33H62V35H63ZM101 32H99V34H100ZM115 32L112 30V32L110 33V34H114ZM176 33V32H175ZM223 33V32H222ZM258 33V32H257ZM260 33V32H259ZM10 34V33H9ZM39 35L41 34L40 32L38 33ZM70 34H72L73 35V33H70ZM88 34V33H87ZM87 34H85V35H87ZM105 34V33H104ZM103 34V35H104ZM124 34V33H123ZM143 34V33H142ZM179 34V33H178ZM181 34V33H180ZM201 34H203L202 32H201ZM198 31H197V33H196V31L194 32L193 31V33L191 34L192 35V40L194 39V38H196V37H200V36H202ZM247 34H249V33H247ZM251 34V33H250ZM254 34V33H253ZM262 34V33H261ZM261 34H260V36H261ZM4 35V34H3ZM11 35H13V33L11 34ZM10 35V36H11ZM57 35H59V34H57ZM61 35V34H60ZM67 34H65V38L66 39H69V38H67V36H66ZM91 35V34H90ZM97 35H95V37L94 38H96L97 37ZM106 35V34H105ZM107 35H109V33L107 34ZM153 35V34H152ZM174 35V34H173ZM206 35V34H205ZM252 35V34H251ZM263 36H264V34H262ZM0 36H1V34H0ZM6 36V37H7ZM25 36V38H27L26 37V34L24 35ZM36 36H37V34H36ZM51 37H53L52 35H50ZM48 37L49 39L51 38V37ZM73 36H75L74 38H77L76 37V35H73ZM73 36H71V38H73ZM88 37H89V34L87 35ZM94 36V35H93ZM110 36V35H109ZM115 36V35H114ZM121 36H122V34H121ZM145 36V35H144ZM149 36V35H148ZM161 36V35H160ZM187 36H189L188 34H187ZM255 35H253L252 37H254ZM257 36H258V34H257ZM257 36H255V37H257ZM9 37V36H8ZM7 37V38H8ZM14 37H16V36H13V38H12V36H11V38L12 39H14L13 41L15 42V38ZM55 37H57V36H54L53 37V39L55 38ZM62 37V36H61ZM91 37V36H90ZM89 37V38H90ZM101 37V36H100ZM125 37V36H124ZM154 37V36H153ZM179 37V36H178ZM181 37V36H180ZM179 37V38H180ZM237 37V36H236ZM259 37V36H258ZM5 38V37H4ZM7 38H5L6 40H8ZM57 38H60V36H58ZM62 38H64V37H62ZM61 38V39H62ZM79 38V37H78ZM87 38V37H86ZM92 38V37H91ZM98 38V37H97ZM111 38H112V36H111ZM129 38V37H128ZM190 38V37H189ZM189 38H188V40H189ZM260 38H263L262 36L260 37ZM259 38V39H260ZM20 39V38H19ZM41 39H43V38H41ZM41 39H40V41H41ZM52 39V40H53ZM60 39V40H61ZM84 39H85V37H84ZM116 39V38H115ZM187 39V38H186ZM185 39V40H186ZM254 39V38H253ZM1 40V39H0ZM44 40V39H43ZM41 41V42H44V41ZM51 40V39H50ZM71 40V39H70ZM77 40V39H76ZM75 40V41H76ZM89 40V39H88ZM96 40V39H95ZM99 40V39H98ZM184 40V41H185ZM257 40V39H256ZM3 41V40H2ZM2 41H0V77L2 78H0L1 80L0 81H2V82H0L3 86H5V89H6V93H7V90L9 91L8 93L10 94V95H12L13 94V88L16 86V85H20V87L22 88V89H24V88H26L25 87V85L23 84V82H21V79H18L17 77H16V73H14V71H15V69L13 70V67H11L10 65H9V63L10 62H14V61H16V59H17V61H18V58H20V57H22V54H20V53H16V52H14V51H12V50H9V49H7V48H5L6 46H4L3 44H1V43H3ZM12 41V40H11ZM18 42L20 41V40H17ZM23 41V40H22ZM45 41H46V39H45ZM55 41H56V38H55ZM58 41V40H57ZM56 41V42H57ZM72 41V40H71ZM86 41H87V39H86ZM105 41V40H104ZM110 41H112V40H110ZM261 41V40H260ZM5 42V41H4ZM7 42H10L9 40L7 41ZM13 42V43H14ZM41 42H39V45L40 44H42ZM50 42V41H49ZM52 42V41H51ZM53 42H54V40H53ZM52 42V43H53ZM55 42V43H56ZM63 42H64V40H63ZM62 42V43H63ZM68 42V41H67ZM66 42V43H67ZM70 42V41H69ZM68 42V43H69ZM72 42H74V41H72ZM78 42H79V40H78ZM83 42V41H82ZM108 43H109V41H107ZM113 42V41H112ZM115 42V41H114ZM177 42V41H176ZM6 43V42H5ZM16 43V42H15ZM23 43L25 44V42L23 41ZM60 43V41L58 42V46H60L61 45V43ZM66 43H63V44H65V47H66ZM76 42H74V44H75ZM83 43H85V42H83ZM103 43V42H102ZM106 43V42H105ZM155 43V42H154ZM157 43V42H156ZM175 43V42H174ZM261 43V42H260ZM262 43H263V41H262ZM10 44V43H9ZM46 44V43H45ZM44 43H43V45H45ZM62 44V45H63ZM107 44V43H106ZM112 43L110 42V45H111ZM123 44V43H122ZM221 44L222 43H220V46H221ZM7 45V44H6ZM12 45V44H11ZM16 45H17V43H16ZM26 45V44H25ZM47 45V44H46ZM54 45V44H53ZM75 45H77V44H75ZM79 45V44H78ZM77 45V46H78ZM84 45H88V44H84ZM90 45V44H89ZM97 45V44H96ZM103 45V44H102ZM108 45V44H107ZM114 45V44H113ZM143 45V44H142ZM189 44L187 43V46H188ZM222 45H224V43L222 44ZM228 45V44H227ZM10 46V45H9ZM9 46H7V47H9ZM13 46L15 47V44H13ZM18 46V45H17ZM16 46V47H17ZM21 46V45H20ZM38 46V45H37ZM57 46V45H56ZM56 46H53L54 48L56 47ZM57 46V47H58ZM69 45H67V48H69L68 47ZM76 46V47H77ZM80 46V45H79ZM78 46V47H79ZM95 46V45H94ZM99 46H100V44H99ZM149 46V45H148ZM184 46V45H183ZM186 46V45H185ZM186 46V47H187ZM226 46V45H225ZM224 46V47H225ZM229 46V45H228ZM227 46V47H228ZM23 47V46H22ZM41 47L43 48V47H45V46H42L41 45ZM61 47V46H60ZM75 47V46H74ZM76 48V49H79V48ZM81 47V46H80ZM96 47V46H95ZM97 47H98V45H97ZM96 47V48H97ZM101 47H103V46H101ZM195 47H196V45H195ZM24 48V47H23ZM23 48H21V49H23ZM53 48V49H54ZM59 48V47H58ZM70 48H72L71 46H70ZM83 48V47H82ZM104 48V47H103ZM105 48H106V46H105ZM104 48V50H106ZM155 48V47H154ZM179 48H182V47H179ZM188 48V47H187ZM190 48H192V49H196V48H198V47H196V48H194L193 46L192 47H190L189 46V49ZM219 48V47H218ZM218 48H216V49H218ZM222 47H220V49H221ZM45 49V48H44ZM47 49V48H46ZM56 49V48H55ZM61 49H63V46L61 47ZM65 49V48H64ZM75 49V48H74ZM99 49V48H98ZM97 49V50H98ZM134 49V48H133ZM178 49V48H177ZM192 49H191V51H192ZM200 49V48H199ZM198 49V50H199ZM202 49V48H201ZM200 49V51H202ZM215 49V48H214ZM226 49V48H225ZM17 50H18V48H17ZM59 50V49H58ZM66 50V49H65ZM70 50V49H69ZM68 49H67V51L66 52H68L69 51ZM93 50H96V49H94L93 48ZM92 50V51H93ZM100 51L102 50V48L101 49H99ZM98 50V51H99ZM157 50V49H156ZM186 50H188V49H186ZM197 50V49H196ZM198 50H197V52H198ZM204 50V49H203ZM224 50V49H223ZM222 50V51H223ZM41 51V50H40ZM39 51V52H40ZM44 51V50H43ZM42 51V52H43ZM91 51V50H90ZM89 51V52H90ZM107 51V50H106ZM172 51H173V49H172ZM172 51H170V52H172ZM179 51V50H178ZM199 51V52H200ZM205 51V50H204ZM47 53H49L48 51H46ZM65 52V53H66ZM70 52V51H69ZM68 52V53H69ZM74 52V51H73ZM72 52V53H73ZM103 52H105V51H103ZM168 52V51H167ZM166 51L164 52L165 54L167 53ZM169 52V53H170ZM220 52H221V50H220ZM22 53V52H21ZM41 53V52H40ZM61 53H63L62 52V50H61ZM77 53V52H76ZM93 53V52H92ZM96 53V52H95ZM97 53H99V55L101 56V54H100V52H97ZM106 53V52H105ZM143 53V52H142ZM164 53H161L160 55H164V57L167 55L168 56V54H164ZM179 53V52H178ZM186 53V52H185ZM190 53V52H189ZM192 54H193V52H191ZM38 54V53H37ZM42 54V53H41ZM50 54V53H49ZM81 54H83L82 52H81ZM139 54V53H138ZM180 54V53H179ZM178 54V55H179ZM186 54H188V51H187V53ZM216 54V53H215ZM219 54V53H218ZM230 54V53H229ZM244 54V53H243ZM40 55V54H39ZM65 55V54H64ZM73 55V54H72ZM71 55V56H72ZM95 55V57H96V55L98 56V58H99V55L98 54H94ZM178 55L176 56V57H178ZM181 55H182V51H181ZM183 55H184V51H183ZM182 55V56H183ZM190 55V54H189ZM195 55V54H194ZM201 55H203V58H202V62L200 61L201 60V58H199L198 57V59H199V62H201L200 64H201V67L204 65V63H206V62H209L210 63V60L212 59V58H214V56H213V54H210V53H208V52H203ZM200 55V56H201ZM34 56H35V54H34ZM78 56H81V55H78ZM84 56V55H83ZM90 56H92V55H90ZM103 57H105L104 55H102ZM140 56H141V53H140ZM142 56H144V55H142ZM157 56V55H156ZM166 56V57H167ZM175 56V55H174ZM181 56V57H182ZM231 56V55H230ZM232 56H233V54H232ZM237 56V55H236ZM235 56V57H236ZM241 56H242V54H241ZM25 57V56H24ZM69 57V56H68ZM88 57V56H87ZM126 57V56H125ZM128 57V56H127ZM131 57V56H130ZM145 57V56H144ZM147 57V56H146ZM158 57H160V56H158ZM169 57V56H168ZM191 57H193L192 55L190 56V58ZM30 58V57H29ZM77 58V57H76ZM84 58V57H83ZM107 58V56L105 57V59ZM133 58H134V56H133ZM161 58V57H160ZM172 57H170V59H171ZM186 58V57H185ZM28 59V58H27ZM27 59H25V60H27ZM34 59V58H33ZM54 59H56V58H54ZM53 59V60H54ZM69 59V58H68ZM70 59H71V57H70ZM94 59H96V58H94ZM104 59V60H105ZM108 59V58H107ZM106 59V60H107ZM127 59V58H126ZM144 59V58H143ZM146 59V58H145ZM148 59H150L149 57H148ZM159 59V58H158ZM168 59V58H167ZM179 59H181V58H179ZM179 59H177V63H178V65L180 64L179 63ZM182 59H184V58H182ZM187 59H188V57H187ZM24 60V59H23ZM52 60V61H53ZM98 60V59H97ZM102 60V59H101ZM169 60V59H168ZM191 60H192V58H191ZM195 60H197V58L195 59ZM17 61H16V64H17ZM28 61V60H27ZM58 61H59V59H58ZM60 61H62V60H60ZM73 60L71 59V63L72 64H74L73 62H72ZM75 61V60H74ZM78 61H79V59H78ZM82 61V60H81ZM81 61H79L80 62V64L82 63ZM84 61V60H83ZM95 61V60H94ZM170 61H173V59L172 60H170ZM181 61V60H180ZM190 60L188 59V62H189ZM215 61V60H214ZM21 63H19V64H21L22 65V60L20 61ZM24 62V61H23ZM31 62V61H30ZM35 62L36 61H34V64H35ZM63 62V61H62ZM100 62V61H99ZM101 62H103V61H101ZM114 62V61H113ZM139 62H144L143 60L141 61V59H140V61ZM138 62V63H139ZM150 63V61H147V63ZM186 62H187V60H186ZM190 62H192V63H194V60L193 61H190ZM197 61H195V63H196ZM8 63V64H7ZM15 63V62H14ZM27 63V62H26ZM32 63V62H31ZM46 63V62H45ZM76 63H77V61H76ZM97 63H98V61H97ZM105 63V62H104ZM110 63V62H109ZM116 63V62H115ZM122 63V62H121ZM145 63V62H144ZM147 63H146V65H147ZM164 63H166V61L165 62H163V64ZM170 63V62H169ZM183 63H185V60H184V62ZM194 63V64H195ZM208 63V65H210V66H212L211 64H209ZM11 64V63H10ZM48 63H46V65H47ZM51 64V63H50ZM111 64V63H110ZM113 64V63H112ZM155 64V63H154ZM181 64H182V62H181ZM186 64V63H185ZM197 64V63H196ZM195 64V66H196V68H198V70H199V64H198V67H197V65ZM20 65V66H21ZM31 65V64H30ZM36 65V64H35ZM54 65V62H53V64H52V66ZM59 65H61V64H59ZM63 65V64H62ZM150 65H152V63L150 64ZM149 65V66H150ZM175 65L176 66H178L177 64H174V66H173V68L175 67ZM188 65V64H187ZM206 65V64H205ZM207 65V66H208ZM26 66V68H28L27 67V65H25ZM48 66V65H47ZM50 66V65H49ZM64 66H65V64H64ZM68 66H70V65H68ZM72 66V65H71ZM75 66V65H74ZM74 66H73V68H74ZM82 66V65H81ZM93 66V65H92ZM91 66V67H92ZM100 66H101V64H100ZM122 66V65H121ZM144 66V65H143ZM153 66V65H152ZM151 66V67H152ZM156 66V65H155ZM167 66H168V64H167ZM167 66H165V67H167ZM170 66V65H169ZM181 66V65H180ZM184 66V65H183ZM182 66V67H183ZM190 66V65H189ZM206 66V67H207ZM14 67H15V65H14ZM23 67V66H22ZM21 67V68H22ZM53 67H55V65L53 66ZM66 67H67V65H66ZM79 67H80V65H79ZM85 67V66H84ZM146 68H148L147 66H145ZM154 67V66H153ZM153 67H152V69H153ZM179 67V66H178ZM15 68H19L18 66L17 67H15ZM30 68V67H29ZM52 68V67H51ZM56 69H58L57 67H55ZM72 67L71 68H67L68 70L70 69L71 71H73L72 69H73ZM76 68H78V66L76 67ZM76 68H74V69H76ZM97 68V67H96ZM156 68V67H155ZM172 68V67H171ZM203 68V67H202ZM25 69V68H24ZM44 69V68H43ZM63 70H65L64 68H62ZM61 69V70H62ZM134 69V68H133ZM145 69V68H144ZM151 69V70H152ZM177 69V68H176ZM179 69V68H178ZM26 70H28V69H26ZM45 70V69H44ZM52 70H53V68H52ZM51 70V71H52ZM60 70V69H59ZM69 70V71H70ZM78 70V69H77ZM76 70V71H77ZM80 70V69H79ZM107 70V69H106ZM115 70V69H114ZM136 70V69H135ZM192 70V69H191ZM197 70V69H196ZM201 70V69H200ZM203 70V69H202ZM18 71V70H17ZM50 71V70H49ZM83 71V70H82ZM82 71H81V73H82ZM93 71V70H92ZM102 71H103V69H102ZM144 71V70H143ZM147 71V70H146ZM145 71V72H146ZM178 71V70H177ZM176 71V72H177ZM193 71V70H192ZM207 71V70H206ZM16 72V71H15ZM20 72V71H19ZM18 72V73H19ZM63 72V71H62ZM65 72H66V70H65ZM115 72V71H114ZM138 72V71H137ZM148 72H149V70H148ZM154 72V71H153ZM197 72V71H196ZM230 72V71H229ZM21 73V72H20ZM54 73H56V72H54ZM70 73V72H69ZM69 73H65V74H68L69 75ZM73 73H74V71H73ZM128 73V72H127ZM133 73V72H132ZM134 73L135 74H137L135 71H134ZM140 73V72H139ZM144 73V72H143ZM30 74V73H29ZM60 74H62V73H60ZM75 74V73H74ZM73 74V75H74ZM83 74V73H82ZM94 74V73H93ZM125 74H126V72H125ZM211 74V73H210ZM223 74H224V72H223ZM222 74V75H223ZM226 74H227V72H226ZM230 74V73H229ZM231 74H232V72H231ZM18 75V74H17ZM21 75V77H22V73L20 74ZM68 75H67V77L66 78H69L68 77ZM72 75V76H73ZM84 75V74H83ZM99 75V74H98ZM104 75H106V74H104ZM115 75V74H114ZM124 75V74H123ZM128 75V74H127ZM225 75V74H224ZM224 75H223V77H224ZM53 76V75H52ZM65 76V75H64ZM71 76V75H70ZM75 76V75H74ZM103 76V75H102ZM20 77V76H19ZM56 77H57V75H56ZM62 77V76H61ZM106 77H108V76H106ZM123 77V76H122ZM127 77V76H126ZM125 77V78H126ZM212 77V76H211ZM210 77V78H211ZM214 77V76H213ZM222 77V76H221ZM223 77H222V79H223ZM28 78V77H27ZM48 78V77H47ZM49 78H51V77H49ZM48 78V79H49ZM58 78H60V75H59V77ZM80 78V77H79ZM83 78V77H82ZM115 78V77H114ZM131 78V77H130ZM137 78V77H136ZM22 79H23V77H22ZM25 79V78H24ZM23 79V80H24ZM30 79V78H29ZM27 80L26 82H27V84H26V82H25V84L26 85H28V83H29V81L30 80ZM54 79V78H53ZM65 79V78H64ZM71 79V78H70ZM86 79V78H85ZM106 79V78H105ZM113 79V78H112ZM212 79V78H211ZM210 79V80H211ZM214 79V78H213ZM221 79V78H220ZM221 79V80H222ZM242 79H243V77H242ZM245 79V78H244ZM22 80V81H23ZM36 80V79H35ZM49 80H51V79H49ZM49 80H48V82H49ZM66 80V79H65ZM65 80H64V82H65ZM69 80V79H68ZM73 80V79H72ZM90 80V79H89ZM102 80V79H101ZM100 80V81H101ZM103 80H104V78H103ZM136 80H138V79H136ZM209 80V81H210ZM219 80V79H218ZM221 80H219V81H221ZM42 81L43 80H41V83H42ZM62 80L60 79V82H61ZM67 81V80H66ZM76 81H77V79H76ZM79 81H80V79H79ZM82 82H83V80H81ZM130 81H132V80H130ZM209 81H206L205 83L206 84H208L209 83ZM242 81V80H241ZM244 81V80H243ZM246 81V80H245ZM36 82V81H35ZM44 82V81H43ZM52 82H53V80H52ZM59 82V81H58ZM71 82V81H70ZM208 82V83H207ZM212 82V81H211ZM238 82V81H237ZM240 82V81H239ZM238 82V83H239ZM31 83V82H30ZM41 83H39V84H41ZM54 83H55V81H54ZM67 83V82H66ZM78 83H80V82H78ZM77 83V84H78ZM230 84H232V82H229ZM228 83V85L230 86V84ZM235 82H233V84H234ZM238 83H236L235 85H237ZM48 84H50V82L48 83ZM58 84V83H57ZM64 84V83H63ZM84 84V83H83ZM108 84V83H107ZM212 84V83H211ZM240 84V83H239ZM238 84V85H239ZM47 85V84H46ZM51 85V84H50ZM53 85V84H52ZM58 85H60V83L58 84ZM67 85H69V83L67 84ZM66 85V86H67ZM72 85L73 84H71V86H70V88L72 87ZM79 85V84H78ZM80 85H81V83H80ZM85 85V84H84ZM204 85V84H203ZM202 85V86H203ZM213 85H214V81H213ZM227 85V86H228ZM36 86H37V83H36ZM40 87H41V85H39ZM38 86V87H39ZM49 86V85H48ZM65 86V87H66ZM76 86V85H75ZM105 86V85H104ZM116 86V85H115ZM132 86V85H131ZM130 86V87H131ZM209 86V85H208ZM211 86V85H210ZM18 87V86H17ZM44 87V86H43ZM53 87V86H52ZM57 87V86H56ZM67 87H69V86H67ZM67 87H66V89H67ZM110 87V86H109ZM129 87V88H130ZM178 87H180V86H178ZM177 87V88H178ZM201 87V86H200ZM232 87V86H231ZM231 87H228V89L227 90H225V91H228L229 90V88L231 89ZM237 87V86H236ZM42 88V87H41ZM72 88H74V87H72ZM71 88V89H72ZM82 88V87H81ZM182 88V87H181ZM183 88H185V87H183ZM204 88V87H203ZM211 88H213V87H211ZM16 89V88H15ZM29 89H30V86H29ZM37 89V88H36ZM48 89V87L46 88V90ZM58 90H56V91H58L59 92V86H58V88H57ZM71 89H69L70 90V92H71ZM90 89V88H89ZM101 89H103V88H101ZM110 89V88H109ZM121 89V88H120ZM194 89V88H193ZM196 89V88H195ZM200 89H202V88H200ZM206 89V88H205ZM205 89H203V90H205ZM209 89V88H208ZM33 90V89H32ZM41 90V89H40ZM43 90V89H42ZM41 90V91H42ZM61 90V89H60ZM83 90H85V88L83 89ZM111 90H113V89H110L109 91H111ZM115 90V89H114ZM123 90V89H122ZM128 90V89H127ZM167 90V89H166ZM199 89H197V90H195V91H198ZM211 90V89H210ZM38 92H39V90H37ZM43 91H45V90H43ZM55 91V90H54ZM87 91V90H86ZM97 91H99V90H97ZM115 91H117V90H115ZM171 91V90H170ZM202 91V90H201ZM209 91V90H208ZM230 91V90H229ZM185 92H187L186 90H185ZM206 92H207V89H206ZM102 93V92H101ZM107 92H105V94H106ZM109 93V92H108ZM111 93V92H110ZM167 93H168V91H167ZM188 93H189V91H188ZM188 93H186V94H188ZM196 93V92H195ZM201 93V92H200ZM205 92H203V94H204ZM1 94V93H0ZM30 94V93H29ZM79 94V93H78ZM77 94V95H78ZM81 94V93H80ZM79 94V96L81 97V96H83V94H84V92H83V94H81L80 95ZM114 94V93H113ZM166 94V93H165ZM185 94V93H184ZM190 95H191V93H189ZM188 94V95H189ZM197 94V93H196ZM202 94V93H201ZM201 94H198V95H201ZM202 94V95H203ZM3 95H4V92H3ZM17 95V94H16ZM101 95H104V94H101ZM109 95V94H108ZM115 95V94H114ZM122 95V94H121ZM126 95V94H125ZM129 95V94H128ZM162 95H164V94H162ZM169 95V94H168ZM173 95V94H172ZM181 95H182V93H181ZM194 95V94H193ZM192 95V96H193ZM141 96V95H140ZM166 96V95H165ZM197 96V95H196ZM17 97V96H16ZM83 97H85V96H83ZM110 97V96H109ZM108 97V98H109ZM111 97H112V95H111ZM113 97H115V96H113ZM122 97V96H121ZM121 97H120V99H121ZM161 97V96H160ZM168 97H170V95L168 96ZM185 97V96H184ZM187 97V96H186ZM194 97H195V95H194ZM15 98V97H14ZM78 97H76V99H77ZM103 98V97H102ZM107 98V99H108ZM119 98V96L117 97V99ZM123 98V97H122ZM125 98V97H124ZM123 98V100H124V102H125V99ZM165 98V97H164ZM163 97H162V99H164ZM175 98H176V96H175ZM177 98H179V97H177ZM210 98V97H209ZM85 99V98H84ZM84 99L82 100L83 102H85L84 101ZM98 99V98H97ZM109 99H113V98H109ZM161 99V100H162ZM180 99V98H179ZM188 99H189V97H188ZM81 100V99H80ZM80 100H78V101H80ZM85 100H87V98L85 99ZM114 100V99H113ZM134 100V99H133ZM143 100V99H142ZM178 100V99H177ZM191 100V99H190ZM193 101H194V99H192ZM196 100H198V99H196ZM21 101V100H20ZM90 100H88V102H89ZM109 102H110V100H108ZM119 101V100H118ZM145 101V100H144ZM150 101V100H149ZM156 101V100H155ZM164 101V100H163ZM169 101H171V100H169ZM75 103L77 102V101H74ZM90 102H92V101H90ZM96 101H94V103H95ZM100 102V101H99ZM107 102V101H106ZM120 102V101H119ZM119 102H116L115 101V103H113V110H114V114H111V116L112 115H120V113L119 112H121L122 111V114H123V112H125V111H123V109H124V107L122 106V104L121 103H119ZM175 102H176V100H175ZM9 102H6L5 100H0V105L2 106L3 104H8ZM72 103H73V101H72ZM78 103V102H77ZM82 103V102H81ZM98 103V102H97ZM97 103H95V106H96V104ZM102 103V102H101ZM147 103V102H146ZM170 103V102H169ZM44 103H43V99L42 98H38L37 100H35V106L36 107H32L33 108V110H41V108L44 106L43 105ZM71 104V103H70ZM74 104V103H73ZM85 104H86V102H85ZM90 104V103H89ZM108 104V103H107ZM129 104V103H128ZM164 104V103H163ZM176 104V103H175ZM210 104L212 105L213 103L212 102H210ZM72 105V104H71ZM77 105V104H76ZM98 106H99V103L97 104ZM108 105H110V104H108ZM156 105V104H155ZM177 105H178V103H177ZM0 106V107H1ZM4 106V105H3ZM7 106V105H6ZM5 106V107H6ZM10 106V105H9ZM14 106V105H13ZM12 105H11V107H13ZM90 106V111H91V113H92V108L94 107V105H92L91 106V104L89 105ZM98 106H96V107H98ZM100 106H102L101 104H100ZM125 106H127V104H125ZM175 106V105H174ZM173 106V107H174ZM18 107V106H17ZM73 107V106H72ZM77 107V106H76ZM80 107V106H79ZM92 107V108H91ZM96 107H94V108H96ZM140 106H138V108H139ZM164 107V106H163ZM176 107V106H175ZM174 107V108H175ZM182 107V106H181ZM2 108V107H1ZM20 108V107H19ZM24 108V107H23ZM26 108V107H25ZM44 108H46V110H47V107H44ZM54 109H55V107H53ZM57 108V107H56ZM65 108V107H64ZM84 108H86L85 106H84ZM109 108V107H108ZM127 108V107H126ZM141 108V107H140ZM177 108V107H176ZM213 108V107H212ZM15 108H13V110H14ZM30 109V108H29ZM29 109H26V110H21V109H19L20 111H21V113L24 115L25 113H27V110L29 111ZM48 109H50V108H48ZM51 109H52V107H51ZM50 109V110H51ZM53 109V110H54ZM69 109V108H68ZM68 109H64V112H65V110H68ZM76 109V108H75ZM81 109H82V107H81ZM88 109V108H87ZM128 109V108H127ZM166 109V108H165ZM177 109H179V107L177 108ZM206 109H208V108H206ZM205 109V110H206ZM211 108H209V110H210ZM8 111H9V109H7ZM19 110H17L16 109V112H18ZM32 110V109H31ZM30 110V111H31ZM53 110H51V111H53ZM62 110V109H61ZM100 110V109H99ZM1 111V110H0ZM4 111V110H3ZM44 111V109L42 110V112ZM56 111V110H55ZM58 111V110H57ZM63 111V110H62ZM70 111V110H69ZM74 110L72 109V112H73ZM77 111V110H76ZM94 111V110H93ZM97 111V110H96ZM102 111V110H101ZM127 111V110H126ZM138 111V110H137ZM136 111V112H137ZM173 111V110H172ZM179 111V110H178ZM182 111V110H181ZM5 112V111H4ZM7 112V111H6ZM46 112H49V111H46ZM133 112V111H132ZM136 112H134V113H136ZM213 112V111H212ZM12 113H14V112H12ZM19 113L20 112H18L17 114L19 115ZM29 113V112H28ZM33 113H36V112H33ZM55 113V112H54ZM58 113H59V111H58ZM75 113V112H74ZM105 113H107V112H105ZM177 113V112H176ZM183 113V112H182ZM214 113V112H213ZM215 113H216V111H215ZM9 114H10V112H9ZM15 114V113H14ZM16 114V115H17ZM31 114V113H30ZM40 114V113H39ZM51 114H52V112H51ZM55 114H57V113H55ZM64 115H65V113H63ZM63 114H62V116H63ZM125 114V113H124ZM138 114V116H139V113H137ZM137 114L135 115V116H137ZM178 114V113H177ZM180 114V113H179ZM11 115V114H10ZM17 115V116H18ZM28 115V114H27ZM37 114H35V116H36ZM43 116H44V114H42ZM72 115V114H71ZM76 115H77V113H76ZM80 115V114H79ZM86 115V114H85ZM153 115V114H152ZM164 115V114H163ZM170 115V114H169ZM181 115V114H180ZM13 116V115H12ZM22 116V115H21ZM21 116H18V118L19 117H21ZM26 116V115H25ZM45 116H48V115H45ZM57 116V115H56ZM55 115H54V117H56ZM73 117H74V115H72ZM72 116H70V117H72ZM78 116V115H77ZM76 116V117H77ZM102 116V115H101ZM120 116H122V115H120ZM137 116V117H138ZM170 116H172V115H170ZM174 116V115H173ZM172 116V117H173ZM1 117V116H0ZM51 117H52V115H51ZM51 117H49V118H51ZM59 117H61V115L59 116ZM63 117H65V116H63ZM62 117V118H63ZM67 117H68V115H67ZM75 117V118H76ZM80 117V116H79ZM103 117H104V114H103ZM105 117H106V115H105ZM108 117V116H107ZM127 117V116H126ZM152 117V116H151ZM153 117H155L154 115H153ZM164 117L165 118H167L165 115H164ZM2 118V117H1ZM23 118V117H22ZM25 118V117H24ZM23 118V119H24ZM27 118V117H26ZM38 118V117H37ZM44 118V117H43ZM46 118V117H45ZM81 118H82V115H81ZM94 118V117H93ZM96 118V117H95ZM94 118V119H95ZM99 118V117H98ZM119 118V117H118ZM117 118V119H118ZM158 118H159V116H158ZM157 118V119H158ZM163 118V117H162ZM4 119H5V116H4ZM14 119V118H13ZM16 119V118H15ZM21 119V118H20ZM19 119V120H20ZM22 119V120H23ZM31 119V118H30ZM29 119V120H30ZM33 119V118H32ZM48 119V118H47ZM59 119V118H58ZM57 119V120H58ZM63 119H65V118H63ZM74 119V118H73ZM83 119V118H82ZM82 119H79L78 118V120H82ZM94 119H92L93 121H94V124H95V120ZM97 119V118H96ZM105 119V118H104ZM107 119V118H106ZM109 119V118H108ZM142 119V118H141ZM152 119V118H151ZM160 119V118H159ZM158 119V121H161V120H159ZM164 119V118H163ZM168 119H170L169 117H168ZM172 119V118H171ZM171 119L169 120L170 122H171ZM10 120V119H9ZM9 120H8V122H9ZM43 120V119H42ZM41 120V121H42ZM49 120V119H48ZM55 120V119H54ZM57 120H56V122H57ZM62 119L60 118V120L59 121H61ZM66 120V119H65ZM62 121L61 122V125L63 126V122H66V121ZM89 120V119H88ZM111 120H113V117H112V119ZM110 120V121H111ZM120 120H122V119H120ZM133 120V119H132ZM2 121H3V119H2ZM15 121V120H14ZM44 121V120H43ZM72 121H74V120H72ZM84 121V120H83ZM89 121H91V118H90V120ZM97 121V120H96ZM100 120L98 119V121L97 122H99ZM106 121H108V120H106ZM106 121L105 120H103V122L101 123V124H104L105 123V125L104 126H106V127H108L106 124ZM117 121H119V120H117ZM143 121V120H142ZM146 121V120H145ZM163 121V120H162ZM165 121V123L167 124V122L168 121H166V120H164ZM163 121V122H164ZM7 122V121H6ZM12 122V121H11ZM21 122V121H20ZM24 122V121H23ZM34 122V121H33ZM32 122V123H33ZM38 122H39V120H38ZM37 122V123H38ZM44 122H46V121H44ZM49 122H51V120L49 121ZM53 122V121H52ZM55 122V123H56ZM86 123H87V119H86V121H85ZM156 122H157V120H156ZM4 123V122H3ZM19 123V122H18ZM18 123L16 124V127H17V125H18ZM30 123V122H29ZM66 123H69V122H66ZM82 122H80V124H81ZM91 123V125H92V122H90ZM2 124V123H1ZM5 124H8L9 125V123H5ZM20 124V123H19ZM36 124V123H35ZM48 124H50V123H48ZM70 124V123H69ZM68 124V125H69ZM85 124V123H84ZM97 124V123H96ZM96 124H95V126H96ZM157 124V123H156ZM185 124V123H184ZM14 125V124H13ZM31 125H33V124H31ZM60 125V126H61ZM65 125V124H64ZM82 125V124H81ZM88 125V124H87ZM90 125V124H89ZM100 125V124H99ZM158 125V124H157ZM157 125H155L154 124V126H156L157 127ZM165 125V124H164ZM170 125L172 126L173 125V123H170ZM187 125V124H186ZM2 126V125H1ZM6 126V125H5ZM20 126V125H19ZM27 126H28V124H27ZM40 126H43V125H40ZM39 126V127H40ZM50 126V125H49ZM56 126V125H55ZM86 126V125H85ZM94 125H93V127H94V129L96 128ZM98 126V125H97ZM103 126V125H102ZM102 126H100L101 128H102ZM117 126V125H116ZM174 126V125H173ZM180 126V125H179ZM179 126H177V127H179ZM182 126H184L183 124H182ZM182 126H180V127H182ZM190 126V125H189ZM197 126V125H196ZM14 127H15V125H14ZM15 127V128H16ZM65 127H67V126H65ZM74 127H75V125H74ZM74 127H71V126H69L68 128H67V130L68 131H71L72 132V129L71 128H74ZM91 127V126H90ZM92 127V128H93ZM143 127V126H142ZM165 127V126H164ZM176 126H174V128H175ZM187 127V126H186ZM190 127H194V126H190ZM2 128V127H1ZM4 128V127H3ZM2 128V129H3ZM23 128H25V127H23ZM41 128V127H40ZM50 128V127H49ZM63 128V127H62ZM80 128V127H79ZM78 128V129H79ZM100 128V130L102 131L103 129H101ZM109 128H111V127H109ZM149 128V127H148ZM154 128V127H153ZM160 128V127H159ZM163 128V127H162ZM161 128V129H162ZM172 127H170V129H171ZM10 129H11V127H10ZM9 129V130H10ZM21 129V128H20ZM20 129H19V131H20ZM27 129V128H26ZM48 129V128H47ZM57 129V128H56ZM76 129V128H75ZM86 129H89V126H88V128H86ZM96 129H98V127L96 128ZM96 129H95V133L94 134H96L97 135V131H96ZM105 130H106V128H104ZM113 129V128H112ZM142 129H144V128H142ZM147 129V128H146ZM152 128H150V130H151ZM160 129V130H161ZM166 129V128H165ZM165 129L163 128V130L165 131ZM185 128L183 127V130H184ZM195 129V128H194ZM34 130V129H33ZM40 130V129H39ZM61 130V129H60ZM81 130H82V128H81ZM85 130V129H84ZM83 130V131H84ZM93 131L92 129H89V131ZM169 130V129H168ZM172 130V129H171ZM170 130V131H171ZM176 130V129H175ZM189 130H191V128H189ZM188 129H187V131H189ZM3 132H1L0 131V139L1 140H6V139H10L9 137L10 136H12V135H10L9 134V132H8V130H5V129H3L2 130ZM5 131V132H4ZM12 130H10V132H11ZM16 131V130H15ZM25 131V130H24ZM23 131V132H24ZM52 131V130H51ZM63 131V130H62ZM61 131V132H62ZM67 131V132H68ZM77 131V130H76ZM80 130H78V132H79ZM83 131H81L82 133H83ZM88 131V130H87ZM101 131H99V132H101ZM104 131V130H103ZM102 131V132H103ZM114 131V130H113ZM132 131V130H131ZM144 131H145V129H144ZM143 131V132H144ZM164 131H162L163 133H165ZM192 131H193V129H192ZM14 132V131H13ZM22 132V131H21ZM33 132V131H32ZM42 132V131H41ZM48 132V131H47ZM54 132V131H53ZM64 132H66V131H64ZM80 132V133H81ZM85 132H86V130H85ZM99 132H98V134H99ZM109 132H110V130H109ZM115 132V131H114ZM127 132V131H126ZM130 132V131H129ZM128 132V133H129ZM172 132V131H171ZM173 132L175 133V131H174V129H173ZM177 132V131H176ZM35 133V132H34ZM79 133V134H80ZM87 133H89V132H87ZM111 133H113L112 131H111ZM110 133V134H111ZM146 133H147V131H146ZM156 133V132H155ZM163 133H162V135H163ZM166 133H168V132H166ZM179 132H177V134H178ZM181 133V132H180ZM185 133V132H184ZM190 133V132H189ZM44 135H48V133H43ZM57 134V133H56ZM55 134V135H56ZM71 134V133H70ZM84 134V133H83ZM90 134V133H89ZM93 134V138L95 137V135ZM101 134V133H100ZM106 135H107V133H105ZM110 134L108 133V136L109 137H111L110 136ZM150 134V133H149ZM169 134V133H168ZM171 134V133H170ZM14 135H16V134H14ZM13 135V136H14ZM22 135V134H21ZM58 135V134H57ZM72 135H73V133H72ZM76 136H77V134H75ZM91 135H92V132H91ZM119 135V134H118ZM122 135V134H121ZM157 137H158V134L156 133L155 134ZM186 136H187V132H186V134H185ZM191 135V134H190ZM189 135V136H190ZM23 136H25V135H23ZM26 136H27V134H26ZM41 137H34V138H32L31 139V146L28 148L29 150H33L34 148H35V146H37V145H39V144H41V143H43L44 141H45V136H42V135H40ZM70 136V135H69ZM99 136V135H98ZM104 135H100V137H97V139L98 138H102ZM114 136V135H113ZM143 136V135H142ZM144 136H146V135H144ZM154 136V135H153ZM166 136V135H165ZM177 136V135H176ZM176 136H175V138H176ZM189 136H187V138L189 137ZM16 137V136H15ZM57 137V136H56ZM66 137H67V135H66ZM65 137V138H66ZM106 137V136H105ZM119 137H121V136H119ZM147 137V136H146ZM146 137H144V138H146ZM149 137V136H148ZM147 137V138H148ZM151 137V136H150ZM160 137H163V136H160ZM168 138H169V136H167ZM173 137H174V135H173ZM178 137V136H177ZM181 137V136H180ZM69 137H67V140H69L68 139ZM83 138V137H82ZM92 138V139H93ZM104 138V137H103ZM102 138V139H103ZM106 138H108V137H106ZM111 138H113V137H111ZM122 138V137H121ZM152 138V137H151ZM156 138V137H155ZM159 138V137H158ZM157 138V139H158ZM166 138V137H165ZM16 139V138H15ZM51 139H52V137H51ZM95 139H96V137H95ZM94 139V140H95ZM96 139V140H97ZM109 140H110V138H108ZM127 139V138H126ZM129 139V138H128ZM160 140H161V138H159ZM167 139V138H166ZM178 140H180L179 138H177ZM17 140V139H16ZM20 140V139H19ZM72 140V139H71ZM70 140V141H71ZM75 139H73V142H75L74 141ZM90 140V139H89ZM93 140V141H94ZM99 140V142H101L100 141V139H98ZM97 140V141H98ZM115 140V139H114ZM117 140V139H116ZM145 140V139H144ZM147 140V139H146ZM163 140V139H162ZM165 140V139H164ZM176 140V139H175ZM13 141H15V140H13ZM20 141H22V140H20ZM59 141H61V139H59ZM69 141V142H70ZM81 141V140H80ZM103 141V140H102ZM106 141V140H105ZM150 141H151V139H150ZM171 141H173L172 140V138H171ZM177 141V140H176ZM188 141V140H187ZM190 141V140H189ZM6 142V141H5ZM8 143H9V141H7ZM6 142V143H7ZM18 142V141H17ZM23 142V141H22ZM21 142V143H22ZM82 142V141H81ZM136 142V141H135ZM149 142V141H148ZM152 142H155V139H154V141H152ZM159 142V141H158ZM165 143H166V140L164 141ZM170 142V141H169ZM178 142V141H177ZM176 142V143H177ZM184 142V141H183ZM16 143V142H15ZM14 143V144H15ZM25 143H27L26 141L24 142V144ZM68 143V142H67ZM66 143V144H67ZM76 143V142H75ZM74 143V144H75ZM78 143V142H77ZM102 143H104V142H102ZM121 143V142H120ZM125 143H126V141H125ZM160 143V142H159ZM172 143V142H171ZM180 143V142H179ZM179 143H177V144H179ZM58 144V143H57ZM80 144H82V143H80ZM91 144V143H90ZM89 144V145H90ZM111 144V143H110ZM161 144V143H160ZM159 144V145H160ZM164 144V143H163ZM162 144V145H163ZM174 144V143H173ZM6 145V144H5ZM4 145V146H5ZM9 145V144H8ZM18 145V144H17ZM26 145H28V144H26ZM62 145H64V146H66L65 144H62ZM84 145V144H83ZM96 145V144H95ZM118 145V144H117ZM122 145H125V144H122ZM135 145V144H134ZM68 146V145H67ZM74 146V145H73ZM77 146V145H76ZM126 146V145H125ZM131 146V145H130ZM164 146V145H163ZM162 146V147H163ZM165 146H166V144H165ZM168 147H170L169 145H167ZM7 147V146H6ZM6 147H4V148H1L0 147V153L1 152H3V151H6V153H9V154H7V156L8 155H10V154H13V152H11V151H14V150H7L6 149ZM9 147H11L10 145H9ZM13 147V146H12ZM11 147V148H12ZM21 147H24V145H22ZM28 147V146H27ZM41 147V146H40ZM78 147V146H77ZM87 147V146H86ZM95 147V146H94ZM97 147V146H96ZM116 147V146H115ZM119 147V146H118ZM117 147V148H118ZM132 147V146H131ZM138 147V146H137ZM174 147V146H173ZM173 147H171V148H173ZM16 148H19V147H16ZM48 148V147H47ZM65 148H68V147H65ZM75 148V147H74ZM72 149V150H75V149ZM88 148H89V146H88ZM126 148H128V147H126ZM148 148V147H147ZM158 148V147H157ZM175 148V147H174ZM14 149V148H13ZM50 149V148H49ZM77 149V148H76ZM79 149V148H78ZM149 149V148H148ZM159 149V148H158ZM161 149V148H160ZM25 150V149H24ZM23 150V151H24ZM47 150V149H46ZM80 150V149H79ZM142 150V149H141ZM154 150V149H153ZM166 150H167V148H166ZM37 150H35L34 152H36ZM47 151H50V150H47ZM46 151V152H47ZM102 151V150H101ZM114 151V150H113ZM145 151V150H144ZM157 151H160V150H157ZM173 151V150H172ZM172 151H171V153H172ZM46 152H45V154H46ZM52 152H54V150L52 151ZM52 152H51V154H52ZM61 152V153H60ZM59 153H55L53 156H51V157H47V159L46 158H44V160H45V163H43L42 165L41 164H39L40 163V161H38L36 158V160H37V165L39 164L40 166H37L36 168L34 167V165L32 166V165H29L30 164V162L31 161H29V164H28V166L30 167V166H32L33 167V171H34V173H36L39 177H40V181H42V184L44 185V184H46V186H44V187H47L48 185V183H56L57 181L59 182V179H62V178H64V176H65V173L62 171V165H64V164H70V158L67 156L66 157V153H65V157H64V155H63V153H62V150L60 151ZM73 152V151H72ZM89 152H90V150H89ZM109 152H111V151H109ZM162 152V151H161ZM4 153V152H3ZM2 153V154H3ZM15 153V152H14ZM17 153V152H16ZM26 153V152H25ZM33 153V152H32ZM48 153V152H47ZM69 153H71V152H69ZM76 153H79L78 152V150H77V152ZM82 153V152H81ZM81 153H79V154H81ZM100 153V152H99ZM105 153V152H104ZM197 153V152H196ZM1 154V155H2ZM23 155H21V152L19 153V154H14L15 156H20V157H24L25 155H24V153H22ZM31 154V153H30ZM75 154V153H74ZM84 154H86V151H85V153ZM154 154V153H153ZM163 154H165V153H163ZM176 154V153H175ZM198 155H199V153H197ZM3 155H5V154H3ZM38 155H39V153H38ZM48 155V154H47ZM72 155V154H71ZM70 155V156H71ZM77 155V154H76ZM82 155H83V153H82ZM108 155V154H107ZM193 155V154H192ZM196 155V154H195ZM197 155V156H198ZM13 156V155H12ZM29 156V155H28ZM36 156V155H35ZM75 156V155H74ZM84 156H86V155H84ZM87 156H88V154H87ZM109 156V155H108ZM152 156V155H151ZM201 156H202V154H201ZM204 156V155H203ZM202 156V157H203ZM2 157H4V156H2ZM1 157V158H2ZM19 157V159H21ZM80 157H82L81 155H79V157L78 158H80ZM104 157V156H103ZM106 157V156H105ZM110 157V156H109ZM173 157V156H172ZM200 157V156H199ZM16 157H12V160L13 159H15ZM27 158V156H25L24 157V160ZM32 158V157H31ZM40 158V157H39ZM41 158H43V157H41ZM85 158V157H84ZM114 158V157H113ZM152 158H154V157H152ZM8 159V158H7ZM7 159H5V160H7ZM10 159V158H9ZM29 159H30V157H29ZM34 159V160H35ZM126 159H127V157H126ZM155 159V158H154ZM153 159V160H154ZM161 159V158H160ZM165 159V158H164ZM163 159V160H164ZM170 159V158H169ZM197 159V158H196ZM11 160V159H10ZM31 160V159H30ZM34 160H33V162H34ZM44 160H43V162H44ZM75 160V159H74ZM78 160H81V159H78ZM84 160V159H83ZM88 160V159H87ZM92 160V159H91ZM172 160V159H171ZM201 159H199V161H200ZM76 161V160H75ZM74 161V162H75ZM89 161V160H88ZM124 161H125V158H124ZM197 161V160H196ZM198 161V162H199ZM11 163H8V165L6 166V168H8L10 165H13V161H10ZM16 163L18 162V161H15ZM21 162H23V161H21ZM24 162H26V161H24ZM23 162V164H25ZM85 162H87V161H85ZM128 162V161H127ZM158 162V161H157ZM187 162V161H186ZM191 162V161H190ZM2 163V162H1ZM32 163V162H31ZM36 163V162H35ZM34 163V164H35ZM82 163V161H80V164ZM83 163H84V161H83ZM82 163V164H83ZM116 163V162H115ZM197 163V162H196ZM22 164V163H21ZM89 163H85V168L87 167L86 165H88ZM110 164H112V163H110ZM123 164V163H122ZM188 164V163H187ZM193 164V163H192ZM4 165H5V163H4ZM3 165V166H4ZM17 165V164H16ZM19 166H20V164H18ZM25 165H27V164H25ZM76 165V164H75ZM126 165V164H125ZM134 165V164H133ZM1 166V165H0ZM14 166H15V164H14ZM18 166V167H19ZM23 166V165H22ZM21 166V168H23ZM69 166H71V165H69ZM77 166V165H76ZM97 166H98V164H97ZM124 166V165H123ZM64 167V166H63ZM72 167H74V166H72ZM79 167V165L76 167V169ZM88 167H90V166H88ZM87 167V168H88ZM118 167H119V165H118ZM121 167V166H120ZM140 167V166H139ZM156 167V166H155ZM4 168V167H3ZM3 168H1L2 170H3ZM67 168H68V166H67ZM80 168H82V167H80ZM80 168H79V170H80ZM91 169H92V167H90ZM97 168V167H96ZM117 168V167H116ZM5 169V168H4ZM10 169V168H9ZM73 169V168H72ZM84 169V168H83ZM89 169V168H88ZM93 169H94V167H93ZM119 170H120V168H118ZM118 169H116L115 170V172H117L116 174H115V177H119V176H116V175H119L118 174ZM149 169V168H148ZM152 169H153V167H152ZM7 170V169H6ZM86 170V169H85ZM84 170V171H85ZM101 170H102V168H101ZM105 170V169H104ZM103 170V171H104ZM134 170V169H133ZM5 171V170H4ZM78 170H76V172H77ZM81 171V170H80ZM93 171V170H92ZM92 171L90 172V173H92ZM97 171V170H96ZM109 171V170H108ZM123 171V170H122ZM128 172H129V170H127ZM157 171V170H156ZM1 172V171H0ZM6 172V171H5ZM86 172V171H85ZM95 172V171H94ZM98 172H100V171H97V173ZM120 172V171H119ZM125 172V171H124ZM146 172V171H145ZM4 173V172H3ZM34 173H32L33 174V176L35 175ZM77 173H79V171L77 172ZM88 175L90 174L89 172H86ZM97 173H95L96 174V176H97V178H96V180L97 179H99L98 178V175H97ZM104 173V172H103ZM127 173V172H126ZM1 174H2V172H1ZM6 174V173H5ZM81 174V173H80ZM92 174H94V173H92ZM91 174V175H92ZM100 174H101V172H100ZM99 174V175H100ZM134 174V173H133ZM208 174V173H207ZM206 174V175H207ZM87 175V176H88ZM156 175H157V172H156ZM169 175V174H168ZM205 175V176H206ZM78 176L79 177H81L79 174H78ZM90 176V175H89ZM108 176V175H107ZM109 176H111V174L109 175ZM108 176V177H109ZM113 176V175H112ZM154 176H155V173H154V175H153V178H154ZM175 176V175H174ZM204 176V175H203ZM75 177V176H74ZM114 177V176H113ZM113 177H112V180H115V178L113 179ZM156 177V176H155ZM159 177V176H158ZM157 177V178H158ZM168 177H171V176H168ZM173 177V176H172ZM207 177V176H206ZM218 177V176H217ZM220 177V176H219ZM222 177V176H221ZM220 177V178H221ZM228 177V176H227ZM34 178V177H33ZM38 178V177H37ZM36 178V179H37ZM87 178V177H86ZM146 178V177H145ZM152 178V177H151ZM152 178V179H153ZM160 178V177H159ZM162 178V177H161ZM175 178H177V176L175 177ZM203 178V177H202ZM201 178V181H203V182H205L204 180H205V177H204V180ZM7 179V178H6ZM31 179V178H30ZM30 179L28 178V179H26V181H30ZM39 179V178H38ZM74 179V178H73ZM72 179V180H73ZM89 179V178H88ZM119 179H120V177H119ZM133 179V178H132ZM135 179V178H134ZM143 179V178H142ZM149 179L150 178H148L147 180L149 181ZM200 178H198V180H199ZM215 179H217V178H215ZM222 179V178H221ZM223 179H224V177H223ZM228 179H229V177H228ZM8 180V179H7ZM14 180V179H13ZM17 180V179H16ZM20 180V179H19ZM18 180V181H19ZM25 180V179H24ZM68 180V179H67ZM107 180V179H106ZM106 180H105V182H104V180H103V182L104 183H106L105 185H107L106 187L107 188H109L108 187V184H107V182H106ZM109 180V179H108ZM117 180H118V178H117ZM122 180V179H121ZM121 180L118 182V181H116L117 182V184H116V186H114V184L112 185V184H110L111 183V181L109 180V184L111 185V188L110 189H106V191H104V192H101V191H92L94 188H93V185H92V190H90V192L92 191V194H85V191L87 190H84V193L83 194H78V193H76V192H74V193H76L75 195H70V198H68L67 200H61L58 196H56V197H58L59 198V200H56V197H55V195H53V194H51V198H46V199H44V197H42L44 200H40L39 199V201H37V200H33L32 202H27L26 204H32V203H38L39 204V210L38 211H41V210H44L45 212H46V214L48 213V215H55L56 217H57V220H56V224H57V227H58V233H57V236H64L65 237V239L66 240H68V241H66V242H64L63 244H60V245H62V248H61V250L59 251L58 250V252L56 251V253H54V252H50L51 250L53 251V247L54 246H52L51 247V249L50 248H48V249H50V253H47V251L45 252L44 251V249H40L39 250V248H38V250L41 252V250H42V255L40 254V252H38V255H36L37 254V250L35 249V248H33L32 250L36 253L35 255L34 254H31V257H29L28 258V254H29V252L27 251L29 248H30V246H29V248L27 249L26 247H23V249L24 248H26L27 250V259H28V261H27V263L26 264H110L111 262H112V256H114L115 257V259L116 260H113V261H115V262H112L113 264H123V263H125L126 261H125V258L123 257V256H125L129 251H132V252H139L140 253V256H141V251L143 250V249H141V246L140 245H142V244H144V243H146L147 242V239L148 240H150V239H153L152 237L153 236H156V235H158L159 237H160V239L163 241V242H168V243H174L175 241H173V242H171L170 240H176V239H178L182 234H184V232L185 231H188V230H190L191 228V225L192 224H194V223H196L195 221H197V219L199 218V216H198V214H196V213H199L198 212V210H199V208L196 210L197 212H192V210H191V212H188V211H186L185 213H183V212H181V211H178V212H180V213H183V214H178V213H173V214H175L176 216L175 217H173L172 215H170V216H172V218H169V213H167V211H166V205H167V199H169V197H175V195H178V194H180L179 192V190L181 189V188H177V189H175L174 190V194L172 193V190L174 189V186H170V185H172V181H168V183H166V187L164 186L163 187V185H162V183L160 184V183H158L157 182V179H156V181H155V179L151 182L152 184H153V182L155 181V182H157L158 184H154L155 186L157 185V187H163V189L162 188H159V189H162V190H159L157 187V189H155V187H154V185H153V187H154V189H153V187H152V184H145L144 186L142 185V186H140L138 189H133L134 187H136V186H133V188H132V190L133 191H131V185H132V183H133V181H132V183H131V185L129 184V183H127V184H129L131 187H126V183H125V181L123 182L125 185H123V186H125V187H123V186H121ZM208 180V179H207ZM206 180V181H207ZM218 180V182L220 181L219 180V178L217 179ZM227 179H225V181H226ZM10 181V180H9ZM21 181V180H20ZM39 181V182H40ZM68 181H70V180H68ZM90 181H91V183L92 182H94V181H92V179H90ZM127 181H129V180H127ZM166 182H167V179L165 180ZM165 181L163 182V184L165 183ZM176 182H178L179 180H175ZM182 181V180H181ZM181 181H179L180 183H181V185L180 186H182V182ZM213 181V180H212ZM212 181H211V183H212ZM214 181H216V180H214ZM213 181V182H214ZM224 181V180H223ZM8 182V181H7ZM10 182H13L12 180L10 181ZM66 182V181H65ZM76 182V181H75ZM74 182V183H75ZM113 182V181H112ZM134 182H135V180H134ZM142 182H145V183H149V182H147V181H145V179H144V181H142ZM154 182V183H155ZM169 182H171V184L169 185ZM183 182H184V180H183ZM190 182V181H189ZM189 182H188V184H189ZM203 182H200V183H203ZM208 183H209V185H211L210 184V182L209 181H207ZM206 182V183H207ZM221 182H222V180H221ZM2 183V178L0 177V184ZM14 184H15V181L13 182ZM41 183V182H40ZM62 183V182H61ZM68 183V182H67ZM102 183V182H101ZM100 183V184H101ZM119 183H120V186H119ZM136 183H138V182H136ZM180 183H178V187H179V184ZM187 183V182H186ZM198 185H199V182L197 181L196 182ZM206 183H204V184H206ZM214 183H216V182H214ZM7 184V183H6ZM13 184V185H14ZM31 184V183H30ZM30 184H27V182H26V185H28V186H30V187H33L34 188V186H32V185H30ZM36 184V182L34 183V185ZM41 184V185H42ZM70 184V183H69ZM76 184V183H75ZM93 184V183H92ZM97 184H99V182L97 183ZM99 184V185H100ZM144 184V183H143ZM160 184V186H158ZM185 184V183H184ZM183 184V185H184ZM192 184H194V182L192 183ZM196 184V185H197ZM2 185V184H1ZM37 185H38V182H37ZM40 185V186H41ZM60 185V184H59ZM62 185V184H61ZM60 185V186H61ZM86 185V184H85ZM97 186V187H99V189H101L100 188V186ZM135 185V184H134ZM139 185H140V183H139ZM168 185V186H167ZM185 185H187V184H185ZM189 185H191V183L189 184ZM189 185H187V188H186V186L184 187V186H182V188L184 187L185 188V192H187L188 190L187 189H189L188 188V186ZM208 185V184H207ZM207 185L205 186V185H203L202 184V186L204 187L205 186V190H206V187H207ZM208 185V186H209ZM213 185V184H212ZM10 186V185H9ZM8 185H7V187H9ZM11 186H12V183H11ZM15 186V185H14ZM22 186H23V184H22ZM39 186V187H40ZM50 186V185H49ZM77 186V185H76ZM90 187H91V185H89ZM172 188H170V187ZM175 186H177V185H175ZM195 185H193V187H194ZM201 186V184L199 185V187ZM202 186H201V188H202ZM254 187V193L253 194H251V195H246V196H244V200L243 199H241L240 200V198H239V200L241 201V202H243L241 205H242V207H241V212L243 213V214H241V215H238L239 213H237V214H235V213H228L227 215L228 216H230L231 218L230 219H228L227 221H226V225L227 224H229V226H230V229H235V228H237V230H238V227H240L241 228V226L244 224V226H242V228L243 227H247V225H248V223H247V225H245V222H247V221H252L253 223H254V221H256V220H258V219H260V218H263L264 219V177H259L258 178V180H248V181H245L244 183H237V181H236V186L234 187V188H232L230 191H229V195H231V196H229V197H236V194L237 193H242V192H244V191H251V188L250 187ZM13 187V186H12ZM15 187H17V190H18V186H15ZM14 187V188H15ZM71 187H73L72 186V184H71ZM90 187H88V188H90ZM106 187H103L104 189L106 188ZM168 187V188H167ZM191 187H192V185H191ZM191 187H190V191H191ZM198 187V188H199ZM211 187V186H210ZM6 188V187H5ZM13 188V190H15ZM27 188H29V187H27ZM33 188H31V189H33ZM36 188V187H35ZM43 188V187H42ZM41 188V189H42ZM49 187H47L46 189H48ZM51 188V187H50ZM59 188V187H58ZM61 188V187H60ZM74 189H75V187H73ZM128 188H130V189H128ZM197 188V187H196ZM1 189V188H0ZM3 189V188H2ZM7 189V188H6ZM30 189V188H29ZM52 189H53V187H52ZM80 189H81V187H80ZM171 189V190H170ZM179 189V190H178ZM193 189V188H192ZM195 189V188H194ZM211 189H213L212 187L211 188H209V189H207V191L209 190V191H211ZM11 190V189H10ZM16 190V191H17ZM37 190V189H36ZM60 190V189H59ZM66 190H68V189H66ZM76 190V189H75ZM89 190V189H88ZM179 192H178V191ZM187 190V191H186ZM196 190V189H195ZM6 191V190H5ZM8 191V190H7ZM18 191H20V190H18ZM35 191V190H34ZM33 191V192H34ZM47 191V190H46ZM57 191V190H56ZM61 191V190H60ZM74 191V190H73ZM72 190H70L69 192H73ZM78 191H80V190H78ZM77 191V192H78ZM82 191V190H81ZM170 191H171V193H170ZM175 191H177V193L178 194H175L176 192ZM182 191H184V189L182 190L181 189V193H183ZM190 191H188V192H190ZM197 191V190H196ZM214 191V193L216 192V190H213ZM2 193H5V192H3V191H1ZM12 192V191H11ZM27 193H31V191H29V190H27L26 191ZM89 192V191H88ZM184 192V193H185ZM187 192V193H188ZM192 192V191H191ZM194 192V191H193ZM220 191H217V193H219ZM9 193V192H8ZM7 193V194H8ZM38 193H39V191H38ZM62 193V192H61ZM74 193H71V194H74ZM183 193V194H184ZM211 193H213L212 191H211ZM216 193V194H217ZM3 195V194H1V196H0V199L2 198L3 200H5L4 202H6V204L7 203H9V195ZM18 194V193H17ZM50 194V193H49ZM172 194V195H171ZM220 194H222V193H220ZM219 194V195H220ZM16 195V194H15ZM22 195H23V193H22ZM32 195V194H31ZM36 195V194H35ZM65 194L63 193V194H61L60 196L61 197H63ZM171 195V196H170ZM174 195V196H173ZM213 195V194H212ZM219 195H217V196H219ZM235 195V196H234ZM25 195H23V197H24ZM27 196H29V195H27ZM94 197V198H91V197ZM180 196H182V195H180ZM184 196V195H183ZM183 196H182V198H183ZM217 196H216V198H217ZM220 196H222V195H220ZM220 196L218 197V198H220ZM14 197V196H13ZM26 197V196H25ZM25 197L23 198V199H25ZM223 197V196H222ZM229 197H227V198H229ZM16 198H18V197H16ZM27 198V197H26ZM36 198V197H35ZM215 198V197H214ZM215 198V199H216ZM227 198H224L223 200H220L221 201V203H220V201L217 203V204H221L220 206H217V208H216V212H215V214L216 215H219V213H220V211L222 212V210H225V208L227 209V207H224V205L225 204H222V201H223V203H224V200H226ZM246 198V199H245ZM30 199V198H29ZM29 199H27V200H29ZM133 199V200H132ZM135 199H137V200H135ZM231 198H229V199H227L228 201L230 200ZM226 200V201H227ZM238 200V199H237ZM243 200V201H242ZM17 201V200H16ZM22 201V200H21ZM135 201V202H134ZM139 201H141L140 203H139ZM169 201V200H168ZM226 201H225V203H226ZM233 201H235V199H232V202L230 201L229 203H233ZM1 202H2V200H1ZM0 202V203H1ZM15 204H16V206L15 207H17V204L18 203H16V202H14ZM2 204V203H1ZM15 204H13V205H15ZM20 204V203H19ZM166 204V205H165ZM216 204V205H217ZM13 205H12V207H13ZM25 205V204H24ZM23 205V206H24ZM202 205V204H201ZM204 205H206V204H203V206ZM226 205H228V208H229V204L228 203H226ZM225 205V206H226ZM28 206V205H27ZM27 206H26V208H27ZM35 206H37V205H35ZM53 206H55L56 207V209L55 208H53ZM73 206V207H72ZM233 206V204L230 206V207H232ZM8 207V206H7ZM37 207V208H38ZM19 208H20V206H19ZM146 208H150L151 209V212H148V213H150V214H148V213H146V211L145 210H147L148 211V209H146ZM204 208H205V211H206V208L207 207H202L201 208V206H200V210L202 209V210H204ZM1 209H2V207H1ZM9 209V207L6 209V210H8ZM12 209V208H11ZM14 209V208H13ZM24 209V208H23ZM28 209V208H27ZM5 210V209H4ZM199 210V211H200ZM21 211H22V208H21ZM21 211H20V213H21ZM24 211H25V209H24ZM43 211V212H44ZM169 211V210H168ZM5 212H8V211H5ZM12 212H14V211H12ZM16 212L17 211H15V213H14V215H12L13 216V218L11 219V220H9L8 221V223L5 225L6 227L5 228H7L5 231H4V225H2V229H3V232L1 231L0 232V241H2V240H4V239H8L7 237H9V236H13V235H16V233H15V231H13L11 228H20V226L18 227L17 226V222L15 223V221H17V215H16ZM25 212H27V211H25ZM33 212H34V208H33ZM170 212V211H169ZM201 212V211H200ZM30 213H31V211H30ZM41 213V212H40ZM201 213H203V211L201 212ZM201 213H200V215H201ZM9 214V213H8ZM17 214H19L18 212H17ZM35 214H36V212H35ZM45 214V213H44ZM170 214H172V213H170ZM186 214V215H185ZM205 214H206V212H205ZM205 214L204 215H202V216H205ZM214 214V215H215ZM250 214H252L253 215V217L252 218H250ZM11 215V214H10ZM25 215V214H24ZM32 215V214H31ZM34 215V214H33ZM89 215H91V216H93V218H90L89 219ZM123 215V216H122ZM216 215H215V218H219L220 217V215L219 216H217L216 217ZM6 216V215H5ZM5 216L3 217V218H5ZM20 217L22 216V215H19ZM30 216V215H29ZM40 216V215H39ZM87 216H88V218H87ZM122 216V217H121ZM184 216H186V217H184ZM11 217V216H10ZM26 217H28V216H26ZM42 217V216H41ZM56 217H54V218H56ZM124 217V218H123ZM210 217H212V216H210ZM209 217V218H210ZM214 217V216H213ZM222 217V216H221ZM7 218V217H6ZM22 218V217H21ZM25 218V217H24ZM50 218V217H49ZM201 218V217H200ZM200 218L198 219V222H200ZM2 219V218H1ZM23 219V218H22ZM28 219V218H27ZM32 219V218H31ZM45 219V218H44ZM206 218H204L203 219V221H201V222H203L204 223V220H205ZM214 219V218H213ZM222 220H223V218H221ZM252 219H255V220H252ZM21 220V219H20ZM24 220V219H23ZM22 220V221H23ZM25 220H26V218H25ZM24 220V221H25ZM37 220V219H36ZM39 220V219H38ZM201 220H202V218H201ZM27 221V220H26ZM31 221H33V219L32 220H30L29 222H31ZM92 221H93V223H92ZM208 221V220H207ZM216 221V220H215ZM217 221H218V219H217ZM223 221H225V220H223ZM262 221V220H261ZM6 222V221H5ZM35 222V221H34ZM197 222V223H198ZM219 222H221V221H219ZM252 222H250V223H252ZM3 223H4V221H3ZM22 223V222H21ZM33 223V222H32ZM38 223L39 222H37L36 224L38 225ZM41 224L43 223V221H41L40 222ZM47 223V222H46ZM48 223H50V222H48ZM65 223H67V224H69V225H67L66 227L64 226V228H63V224H65ZM91 223V224H90ZM196 223V224H197ZM249 223V224H250ZM264 224V220L262 221V222H257L255 225H256V228H257V226H259L260 224ZM20 224V223H19ZM26 224V223H25ZM35 224V223H34ZM36 224L34 225L35 226V228H37L36 230L37 231H40V227L38 228V227H36ZM45 224V223H44ZM51 224H52V221H51ZM93 224V225H92ZM98 225L97 227L95 226L94 227V225ZM220 224H224V223H220ZM262 224V225H263ZM22 225H24V222H23V224ZM31 225V224H30ZM90 225H92L91 227H89ZM195 225V224H194ZM193 225V226H194ZM205 226L207 225L206 223L204 224ZM211 225V224H210ZM27 226H29V224L27 225ZM27 226L25 227L24 226V228H26L27 229ZM39 226V225H38ZM45 226V225H44ZM46 226H48V225H46ZM50 226V225H49ZM52 226H53V224H52ZM208 226V225H207ZM214 226V225H213ZM220 226V225H219ZM218 226V227H219ZM228 226V227H229ZM1 227V226H0ZM42 227V226H41ZM54 227V226H53ZM224 226L223 225H221V228H223ZM23 228V230H25ZM31 228H32V230H35L34 229V227L33 226H31ZM48 227H44V228H42L41 229V232H40V235H37L36 234V236H37V238H38V236H39V242H37V244L36 245H32L33 247H43L42 246V244H43V242L45 241V240H47V237H48V229H47ZM202 228V227H201ZM220 228V227H219ZM220 228V229H221ZM224 228H226V227H224ZM241 228V229H242ZM248 228V227H247ZM252 228H254L253 226H252ZM259 229H260V227H258ZM257 228V229H258ZM263 228V227H262ZM10 229H11V232H14V233H8V232H10ZM29 229H30V226H29ZM39 229V230H38ZM55 230H56V228H54ZM158 230V233L157 234H155V233H152V231L153 230ZM194 231H193V230ZM192 229L190 230V232L188 233V234H191L192 232L191 231H193V232H195L196 231V228H193L192 227ZM219 229V230H220ZM227 229V228H226ZM229 229V230H230ZM255 229V228H254ZM253 229V230H254ZM1 230V229H0ZM7 230H9L8 232H7ZM16 230V229H15ZM20 230H22V229H20ZM28 230V229H27ZM31 229H30V231H32ZM224 230V229H223ZM223 230H221V231H223ZM246 230V229H245ZM250 230H251V225H250ZM252 230V231H253ZM256 230V229H255ZM254 230V231H255ZM240 231V230H239ZM243 231V230H242ZM251 231V232H252ZM253 231V232H254ZM259 231H261V229L260 230H258V232ZM26 232V231H25ZM24 232V233H25ZM32 232H34V231H32ZM31 232V233H32ZM154 232V231H153ZM220 232V231H219ZM224 232V231H223ZM227 232H229V231H226V233ZM231 232V231H230ZM229 232V233H230ZM235 232H236V230H235ZM235 232H233V234H235V235H239V233H235ZM246 232V231H245ZM247 232H248V229H247ZM246 232V233H247ZM250 232V231H249ZM249 232H248V234H249ZM252 232V233H253ZM256 232H257V230H256ZM29 236H30V234H29V232H26ZM25 233V235L26 236H28L27 234ZM37 233V232H36ZM197 233H199V232H197ZM255 233V232H254ZM253 233V234H254ZM186 235V237L188 238V236L189 235ZM193 234V233H192ZM242 234L244 235V233L242 232ZM260 234V233H259ZM259 234H257V237H259ZM35 235V234H34ZM116 235H118V237L116 236ZM193 235H195V234H193ZM200 235V234H199ZM229 235H231L232 236V234H229ZM237 235V236H238ZM241 235V234H240ZM252 235V234H251ZM19 236V235H18ZM21 236H24V234L22 233V235ZM29 236H28V238H29ZM182 236H184V235H182ZM204 236V235H203ZM222 235H220V237H221ZM224 236H226L225 234H224ZM230 236V237H231ZM247 236V235H246ZM250 236V235H249ZM253 236V235H252ZM251 236V238L253 239V237ZM262 236V237H261ZM14 237V236H13ZM32 237V236H31ZM50 237V236H49ZM64 237H62L61 239H63ZM159 237H157V238H159ZM185 237V238H186ZM191 235L189 236V238H190V240H191ZM220 237H219V239H220ZM229 237V236H228ZM229 237V238H230ZM244 237V236H243ZM256 237V238H257ZM11 238V237H10ZM21 238V237H20ZM27 238V237H26ZM27 238V239H28ZM180 238H182V237H180ZM179 238V239H180ZM186 238V239H187ZM188 238V239H189ZM235 238V237H234ZM233 237L232 238H230V239H234ZM237 238V237H236ZM247 238V237H246ZM249 238V237H248ZM250 238V239H251ZM260 238H264V232H261V235H260ZM21 239H23V237L21 238ZM29 239H31V238H29ZM65 239H63V240H65ZM155 239V238H154ZM178 239V240H179ZM186 239H184L183 238V240H186ZM192 239H193V237H192ZM218 239V240H219ZM223 239V238H222ZM229 239V240H230ZM241 239V242H243L242 241V238H240ZM249 239V240H250ZM10 240V239H9ZM18 241H19V237H18V239H17ZM25 240V239H24ZM63 240H59V242L61 241V242H63ZM159 240V239H158ZM217 240V241H218ZM228 240V239H227ZM227 240H225V241H227ZM228 240V241H229ZM245 240V239H244ZM246 240H248V239H246ZM246 240H245V242H246ZM13 241H14V239H13ZM21 241V240H20ZM26 241V240H25ZM28 241V240H27ZM30 241V240H29ZM49 241V240H48ZM53 242H54V240H52ZM156 241V240H155ZM161 241V242H162ZM170 241V242H169ZM177 241V240H176ZM182 241V240H181ZM180 241V243H184V242H181ZM227 241V242H228ZM239 240L237 239V242H238ZM3 242V241H2ZM21 242H24L23 240L21 241ZM18 243V242H16V243H18V245L20 244V246L22 245V243ZM52 242V243H53ZM152 242V241H151ZM150 242V243H151ZM159 242V241H158ZM160 242V243H161ZM215 242H216V239H215ZM214 242V243H215ZM227 242H225V243H227ZM234 242V244H236V242L235 241H233ZM240 241L238 242V243H240L241 245V247H243L244 245H242V244H244V243H241ZM29 243V242H28ZM27 243V244H28ZM30 243H31V241H30ZM49 243H51V242H48V244ZM175 243H177V242H175ZM247 243V242H246ZM3 244V246H4V243H2ZM1 244V245H2ZM6 244V243H5ZM23 244H25V245H23V246H26V243L24 242ZM54 244V243H53ZM151 244H154V243H151ZM162 244V243H161ZM161 244H159L160 246H161ZM186 244V243H185ZM209 244H210V242H209ZM217 244H219V242H217ZM216 243L213 245V246H215V245H217ZM223 244H224V242H223ZM233 244V245H234ZM16 244H15V242H14V246H15ZM89 246L90 247V249H89V251L87 252H85V253H82L81 254V251H82V247L83 246ZM165 245V244H164ZM168 245V244H167ZM167 245H166V247H167ZM180 245V247H184V246H181V244H179ZM193 245V244H192ZM222 245V244H221ZM226 245V244H225ZM232 245V247H237V246H233ZM236 245H238L239 246V244H236ZM49 246V245H48ZM160 246H158L157 245V247L158 248H160L161 249V247ZM169 246H171V245H169ZM186 246V245H185ZM190 246V245H189ZM200 246V245H199ZM223 247H224V245H222ZM221 246V247H222ZM228 246V245H227ZM230 246V245H229ZM239 246V247H240ZM9 247V246H8ZM44 247H46L45 249H47V245L45 246V244H44ZM43 247V248H44ZM165 247V246H164ZM172 247H173V244H172ZM195 247V246H194ZM245 247V246H244ZM243 247V248H244ZM12 248V247H11ZM53 248V249H52ZM56 248V247H55ZM153 248V247H152ZM156 248V247H155ZM154 248V250H156ZM157 248V249H158ZM168 248V247H167ZM166 248V249H167ZM202 248V247H201ZM225 248V247H224ZM224 248H223V250H224ZM14 249H15V247H14ZM14 249H12V250H14ZM17 249H18V246H17V248H16V251H17ZM20 249V248H19ZM18 249V250H19ZM118 249L119 250H121L122 251V254H116L117 253V251H118ZM165 249V250H166ZM168 249H170V248H168ZM192 249H194V248H192ZM197 249V248H196ZM219 249V248H218ZM231 249V248H230ZM230 249H228V247L225 249V250H229L230 252H231V250ZM7 250V249H6ZM8 251V252H4L3 253V255L1 256V259H0V264H18L19 262H18V260H20V258H17L16 256V259L14 258V261H11L12 260V258H13V256L16 254V253H14L13 251ZM30 250H31V248H30ZM29 250V251H30ZM31 250V251H32ZM36 250V251H35ZM55 250V249H54ZM57 250V249H56ZM85 250H87V248L85 249ZM151 250V249H150ZM150 250L148 251L149 253H150ZM153 250V249H152ZM154 250H153V252H154ZM172 250V249H171ZM188 250H190V249H188ZM224 250V251H225ZM236 250V249H235ZM240 250V252H241V249L239 248L237 251H239ZM243 250V249H242ZM25 251V250H24ZM24 251H22V252H24ZM25 251V252H26ZM30 251V252H31ZM159 251V250H158ZM157 251V252H158ZM164 251V250H163ZM173 251H175L174 249H173ZM194 251H196V250H194ZM220 251V250H219ZM233 251V250H232ZM2 252V251H1ZM19 252V251H18ZM24 252V253H25ZM34 252H32V253H34ZM148 252H146V253H148ZM156 252V251H155ZM156 252V253H157ZM160 252V251H159ZM190 252V251H189ZM197 252V251H196ZM199 252H200V249H199ZM199 252H197V253H199ZM202 252V251H201ZM200 252V253H201ZM221 252V251H220ZM20 253V252H19ZM23 253V254H24ZM187 253V252H186ZM193 253V252H192ZM233 253H235V252H233ZM238 253V252H237ZM22 254V253H21ZM20 254V255H21ZM22 254V255H23ZM152 254V253H151ZM150 254V255H151ZM160 254H161V252H160ZM189 254V253H188ZM220 254V253H219ZM221 254H223V253H221ZM225 254V253H224ZM224 254L221 256V258H222V260H224L223 259V256H224ZM228 254V253H227ZM230 254V253H229ZM17 255V254H16ZM116 255V256H115ZM144 255V254H143ZM194 255V254H193ZM192 255V256H193ZM197 255H199V254H197ZM209 255V254H208ZM207 255V256H208ZM217 255V254H216ZM233 255V254H232ZM146 256H148V255H146ZM146 256H144V257H146ZM151 256H153V254L151 255ZM158 256V255H157ZM163 256V255H162ZM206 256V255H205ZM220 256V255H219ZM218 256V257H219ZM227 256V255H226ZM230 256V255H229ZM21 257H23V256H21ZM132 257V256H131ZM144 257H142V258H144ZM153 257H155V256H153ZM160 257H161V255H160ZM160 257H158V259L160 258ZM196 257V256H195ZM209 257H210V255H209ZM228 257V256H227ZM130 258V257H129ZM148 258H150V257H148ZM156 258V257H155ZM155 258H153V259H155ZM197 258V257H196ZM229 258V257H228ZM227 258V259H228ZM232 258V257H231ZM235 258V257H234ZM25 259V258H24ZM157 259V258H156ZM192 259V258H191ZM199 259V258H198ZM226 259V258H225ZM253 258H251L250 260H252ZM130 260V259H129ZM192 260H194V259H192ZM204 260V259H203ZM209 260V259H208ZM222 260H220L219 259V261H221V263H222ZM231 260V259H230ZM26 261V260H25ZM136 261V260H135ZM152 261H154V260H152ZM205 261V260H204ZM219 261H218V263H219ZM233 261V260H232ZM239 261V260H238ZM253 261V260H252ZM250 262V263H248V264H264V256L263 257H260L259 259H257L256 260V262ZM23 262V261H22ZM138 262V261H137ZM197 262V261H196ZM200 262H202L203 263V261H200ZM210 261H208V263H209ZM227 263H228V261H226ZM240 262V261H239ZM247 262H249L248 260H247ZM225 263V262H224ZM230 263V262H229ZM237 263V262H236ZM245 263V262H244ZM19 264H21V263H19ZM24 264V263H23ZM197 264V263H196ZM226 264V263H225ZM234 264V263H233Z\"/></svg>", "mask_w": 264, "mask_h": 264}]
</instances>
